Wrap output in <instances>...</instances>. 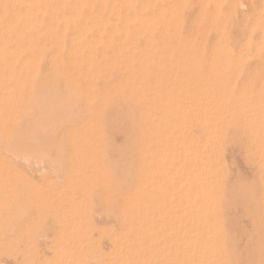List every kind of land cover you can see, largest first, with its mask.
<instances>
[{
  "label": "rangeland",
  "instance_id": "1",
  "mask_svg": "<svg viewBox=\"0 0 264 264\" xmlns=\"http://www.w3.org/2000/svg\"><path fill=\"white\" fill-rule=\"evenodd\" d=\"M146 1H148V3ZM181 1H183V2H181ZM0 2L3 3V4L4 3H8L10 5H13L14 7L16 6L15 8H17V7L22 8L21 6H23V7L26 6L25 8L31 9L32 12L34 11V14H32L33 17H34L33 18L34 23H33V25L31 27H34L33 29H36V30L38 29L39 30V34H40V35H33V34H37L36 31H33L32 29H29L30 30V32H29L30 34H28V35H33L35 37L34 40H33V44L30 46V48L28 50V55L27 56H28V60H29V62H28L29 65L27 64L26 65L27 67L25 66L23 68V70L20 71V73L22 75L21 76V81L19 80L17 82H13V84L8 83L10 85V88H11V85L13 86L12 87L13 88V91H12V89H10L8 87V84H6V83L5 84H0V89H2L1 92H0V98H1L0 101L2 100L1 103H0V124L1 123L4 124V125L3 124L0 125V142L3 143L4 146L6 145L5 148H4V146L0 143V152H2V153H0V155L2 156L3 154L4 155L6 154L5 156L4 155L2 156L3 159L0 158V167H1L0 168V175H1L0 180L2 181V183L0 181V185L2 186V184H3V186L6 189L8 188L7 190H5V189H3L4 188L3 186L2 187L0 186V190H2V191H0V198L3 200V201L1 200L2 201V204H1V201H0V211H1L0 212V218H1L0 219V228L2 229V232L5 231L4 232L5 235L2 234L1 231H0V233L4 236L3 237L0 234L2 236V237H0V250H2V252H0V255H1V257H0L1 258V261L0 262L3 261V263H0V264H10L11 262H12V264H18V263L21 264V262H24V260L26 258H27V260H28V258H30L29 253L32 254V255H31V258H30L31 260H28V261L26 260L27 264H30L29 261L31 263L34 262L33 264H35L37 262V258L38 257H39L38 258V261L39 262L36 263V264H43V262H44V264H46V260L45 259H47L49 261L47 264H54V263L55 264H65L64 261L65 262H68L69 264L70 263L71 264H77V260L75 258H74L75 259L74 261H76V263L75 262L72 263L73 260L71 262L70 261H66L64 259H63V261H59L58 258H57V254L58 253L57 252L55 253V251H57V250H53V249H55V246H56V249L59 248L57 246H60L59 243L61 244V242H63L62 239H64L63 237L65 235H67L66 233H67L69 227H71V226L72 227H75V226H77L79 224H81L82 226L84 224H87V226H88V224L90 222H91V225L88 228H90V229L93 228L94 229V232L92 230L89 231L90 229L89 230H86V232H85L84 230L87 229L86 228L87 227L86 225L83 226V231H82V228H81V230L78 228L79 226L76 227L77 229L71 227L73 230L71 231V229H69V232L70 233H68V235L69 234L70 235L72 234V235L71 236L70 235L69 236L67 235V237L65 236L66 241L64 240L63 243L66 242L65 245H67V247H72L71 246L72 244H73V246L76 245L77 243L76 244H74V243L75 242H78L80 239L81 240L78 242V244H82L84 241H85V243H90V241H91V243H93L94 240H95L94 237L97 236L96 237V240L97 241H96V244L95 245L96 246L98 245L97 247L99 249H101V251H103L105 249L104 252L101 255V256H103V259H102V257H100V258H98L99 260L96 259V261H92L90 264H104L105 262H106L105 264H107L108 257L106 255L105 251L107 253H109L110 244L111 243H114V242H118V241H120L118 243H125V242L127 243V240H128V243H135L138 239L136 240L135 238L132 237V235H134V236L136 235V237L138 235V233L136 231V228H138V226H137L138 224H136V223H138L137 221H139L138 219L140 218L141 214H144V213H146L147 211H150V210H151L150 213L147 212L148 215H147V213L145 214V215H147L145 217L148 218L149 221L151 219V223H148V224L150 225L151 228H153V229L156 228L157 231L159 232V234L161 232H163V234H162L163 236L161 235V237L164 240L161 239L160 241H161V243L162 242L165 243V241H166L165 238L167 237V235H165L164 233H166L165 230L167 231L168 229H165L163 226L167 227V224L168 223L165 222V220L167 221V218H165V217H168L170 215V214L169 215L168 214L165 215V214L168 213V211H169V213H171V211H173V208H172L173 207L172 206L173 203H172V197H171V196H173L172 192H175L176 190L178 191V193L180 194V196L178 194H177V196H179V199H181V200H179V204H182V202L184 201L183 200L184 199V195L188 192V186H189V184L186 183L188 185H184L185 182L183 180H180V182H181L180 183L179 180L177 182V179L178 178L179 179H183L182 177H183V174H185V173H182V170H185V172H186V171H188L189 166H191V168H193L192 167V164L191 165H188V164H189V162H192L194 160H191V158H188V157H192L191 155H188V156L183 157V154H182L183 149H184L183 147H184L185 143H188L190 145L192 143L191 139L193 137L199 138V135L203 136V134H201L203 132V130H202V115H204V116H205V114H207V115H210L211 114L212 115V113H210V111L213 112V110H214L213 114L216 115L217 114V111H219L220 114L218 113L217 116L222 115V118L224 119V121L223 120H220V122H218L219 125L217 124V127L220 126L219 129L222 130V134H223V135H220L221 132L217 128V130L220 132L218 134V137L220 135V137H219L220 138V142H219V139H218V143H219L220 147L221 146L223 147V150H222V147H221L219 154H221V157L224 156L223 157L224 159L228 158V159H226V161L223 158H221V160L223 159L225 162L222 160V163H225L226 164V166H223V169H224V167H225V169L228 168L227 173L225 172V174H227L229 177L231 176L230 177L231 179H230L227 175H225L223 173V176H222V178H223L222 180L223 181L221 182V197H220V201L221 202H219V206H220V203H221V206L218 208L219 213L221 211H223L219 215H220V218L221 219H222V216H223L222 222H223V226L224 227L226 226V228H224V230H225V234H226L227 240H228V243H226V247H228V248H226V251L229 254V257L230 258L226 261L225 264H231V262L233 264H261L262 261H263L262 264H264V259H262V256L264 257V253H262V254L259 253V252H262V251L264 252V249H263L264 246H262L264 244L263 243V235H262V233H259L258 232V231H261V223H260L261 222V207L258 206V205H260V204H258V200H255L254 201L253 197H250V196H252L254 194L253 195L254 197H256L257 199L260 198V192H259L260 190L257 189L258 192L256 191V188H257L256 186H258V184H257L258 182L256 180L257 179V171L255 169H257L256 168V164H257L258 154H259L258 149L264 148V145H263L264 144V137L262 139L263 141H260L261 142L260 145H258L257 143H255L252 140V138H250V137H252V135H251V127H250L251 122L248 124V122L251 121L252 119L253 120L254 119H257L258 116L260 117L261 116V113H262V117L264 118V92H263L264 91V79H263V77H264V75H263L264 74V69H263V66H264V44H263V42H264V26H263L264 25V0H223V1L222 0H171V1L170 0H101V1H99V0H88L89 3L92 2L91 3L92 5L89 4L88 2H86L85 0H12V1L11 0H0ZM145 2H146V4H143ZM216 2H218V5H215ZM80 3H81V5H80ZM87 3L92 7L89 12L86 11V10H89L88 8L90 6L89 7H86L87 9L84 8V6H88ZM49 4H51V5H49ZM35 6H36V8H34ZM140 7L141 8L143 7V8L141 9ZM41 8H42V10H41ZM46 8L48 10H46ZM73 8H76V9H73ZM94 8L95 9H98V10L96 11ZM159 8H161L163 10H160ZM71 9H72V11H73L74 14H69V11ZM105 9H106V11H105ZM157 9H159V10H157ZM165 9L167 11H165ZM171 9H172V11H170ZM214 10H215V12H214ZM76 12H77V14H76ZM103 12H105V13H103ZM63 13H66V14H63ZM120 13L122 14V16H121ZM165 14H166V16H165ZM109 15H112V16H109ZM62 16H63V18H62ZM66 17H68L69 20H67L68 18H66ZM83 17H84V19H83ZM94 17H96V19ZM152 17H153V19H152ZM61 19H63V20H61ZM154 19H155V21H154ZM254 19H255V21H254ZM39 20H41L40 21L41 23L39 22ZM81 21H83V22L81 23ZM108 21H110V22H108ZM113 21L116 22V23H113ZM98 22H101V24H102L101 29H100V26L99 27L94 26ZM194 23L197 24V25H195ZM152 24H154L153 27H152ZM193 24L196 27H193ZM112 25H113V27H112ZM169 25L171 27H168ZM86 26H87V30H86ZM82 27H83V29H82ZM124 28H125V30H124ZM159 28H160V30H159ZM170 28H171V30H168ZM85 30L87 32H85ZM91 30H93V31L91 32ZM158 31H160V32L158 33ZM161 32H163L164 35L162 33V35L160 36V33ZM176 32H177V34H176ZM75 33H77V34L78 33H80V34L82 33L83 35H81V37L82 36L83 37L82 38H78L76 40H73V38H75V36H73ZM91 33H94L95 35H93ZM103 34H104V37H103ZM175 34L177 36H179V37H177L178 38V41L176 39L175 40H172V38H176ZM143 35H145L146 37L145 36L143 37ZM105 36H106V38H105ZM65 37H67V38H65ZM97 37L99 39H101L100 43L98 42V44L94 43V41L92 40L93 38H94V40L97 39ZM215 38H217V39H215ZM123 39L126 41L128 47H129V54H128V56L130 57V60L133 61V63L130 66H128V67L123 66V63H122V61L119 58H117V59H115L113 61L114 47L118 43H120L119 40L122 41ZM179 39H181V41ZM257 40H259V44H258V41ZM213 41H215V42L217 41L216 44ZM207 43H208V45H207ZM254 43H255V45L253 46ZM256 43L259 45L258 48H257V44ZM260 43H262V44H260ZM69 44H70V46H69ZM160 44H162V45H160ZM173 44H174V48H173ZM93 45H94V47H93ZM113 45H114V47H113ZM163 45H164V47H163ZM221 45H222V47H221ZM168 46L170 48H168ZM213 46H214V48L216 46L217 47L215 49H213ZM74 47L75 48L77 47L78 49L84 50V51H85L86 47H88L87 50L89 51L90 57H91L90 59L93 62V65L91 67L86 68L81 62L79 63L80 56L78 54H74V53L72 54L70 52V48L72 49ZM161 47H162V49H161ZM219 47H220L221 50L220 49H217ZM197 48H198V50H197ZM242 48L243 49L246 48V49H244V52L246 50L247 51L246 52L247 54L243 52L244 55L242 53L241 54L242 56L240 57L239 56L240 55L239 53L242 52V50H243ZM178 49H179V52H178ZM201 49H202V51H199ZM248 49H249V51H248ZM252 49H254V50L256 49V50L255 51L254 50L252 51ZM166 50H168L169 52L166 51ZM207 50H210V53ZM212 50H213V52H212ZM214 50H215V52H217V54L214 53ZM228 50H229V52H228ZM238 50L239 51L241 50V52H239ZM198 51H199V53H198ZM53 52L54 53L57 52V53L54 55ZM68 52L71 53V54L69 55ZM200 52L202 53V55L200 54ZM248 52H250V54ZM175 53H177V55ZM205 53L207 55L212 54V55H209V56H212V58L209 57V56H207ZM236 53H237V55L239 54L238 57L236 58V60H239V58H240L242 61L241 60H239L238 62L235 61V57H236L235 54ZM190 54L192 56H197L198 54H200L202 56V58L199 55V57L197 56V59L195 60L194 59L195 57L194 58L191 57ZM219 54H221L220 55V57L222 56L221 58H218L219 57ZM229 54H230V57L228 56ZM175 55L177 56V58H176ZM234 55H235V57H233ZM246 55H249L250 57L249 56H246ZM53 56H55V57H53ZM62 56H63V58H62ZM69 56H71V59L69 58ZM166 56H167V60H166ZM178 56H180V57H178ZM187 56H188V58H187ZM204 56L210 58V60L207 59V58H205V59H207V61H206L204 59ZM214 56H215V60H214V64H212L211 62H213L212 60L214 59L213 58ZM243 56H246V57H243ZM170 57H171V59H170ZM189 57L190 58H193L192 61H191V59H189ZM242 57L243 58H246V59H243ZM36 58H37V60H36ZM225 58H227V59H225ZM172 59H175V60H172ZM193 60L195 61L194 63H193ZM217 60H219L218 63H217ZM257 60H259V61H257ZM34 61H37V62L34 63ZM43 61H45V64H44ZM196 61H198V62H196ZM41 62H43V63H41ZM71 62L75 66H73V64ZM136 62L139 63L138 64V67L135 66L137 64ZM180 62H183L184 64L183 63H180ZM186 62H188V63L190 62L191 70H190V68L187 67L188 64ZM206 62H209V65ZM220 62H221L222 65L221 64L219 65ZM239 62H241V63H239ZM31 63H32V65H30ZM75 63H77L78 65L75 64ZM229 63H230V65H229ZM36 64H37V66H36ZM148 64H150V65H148ZM191 64H192V66H191ZM215 64H217V65H215ZM176 65H178V66H176ZM213 65H215V66H213ZM41 66H43V67H41ZM173 66L174 67L176 66V69L178 68V70L176 71V69H175V71H173V69H174ZM179 66H181V67H179ZM195 66H196V68H194ZM208 66L211 67V69L210 68L208 69ZM220 66H221V69H220ZM135 67H137V68H135ZM206 67H207L208 70H206ZM224 67H225V69H227V67L229 69L225 70V69H223ZM34 68H36V69H34ZM186 68H187V70H186ZM233 69H234V71L236 70L235 71L236 74L233 73L234 72ZM209 70H210V72H209ZM223 70H224V72L226 74L228 73V75H226V74L224 75ZM47 71H49L50 74L47 73ZM81 71H83V72H81ZM108 71H109L108 79H106V81H105V78H106V76L108 74ZM165 71H169V72H165ZM207 71L209 72V74L207 76H205V73L207 74ZM216 71H218V73H216ZM170 72H171V74H170ZM198 72L199 73L202 72V75L204 74L205 77L202 76L201 74L199 75ZM113 73H115V77L116 78L114 77ZM167 73H169L170 75L169 74L167 75ZM214 73H216V75H214ZM83 74L86 75L85 78L83 77L84 76ZM117 74H119L120 76L117 75ZM172 74H173V76H172ZM212 74L214 75V77L212 76ZM218 74H220V75H218ZM232 74L234 75V77H232L233 76ZM221 75H223L222 76L223 78L220 79ZM224 76H226V79H224ZM246 76H247V78H246ZM58 77H60V78H58ZM112 77H114V80H113ZM124 77H126L127 80ZM199 77L201 78V82L202 83L198 82V81H200L199 80ZM202 77H204L205 79L202 80ZM248 77H250L251 80H249ZM57 78H58V80H56ZM66 78H68V79H66ZM99 78H101V79H99ZM52 79H55V80H52ZM72 79H75V80H72ZM123 79H125V80H123ZM212 79H213V81H212ZM26 80L27 81L29 80V81L27 82ZM45 80H47V81H45ZM49 80H50V82H49ZM96 80H98V81H96ZM99 80H103V81H100L99 82ZM173 80H175V82H177V83H175ZM229 80H230V84H232L233 81H235L233 83V85L228 84L229 82H227V81H229ZM246 80H247V82H246ZM59 81H61V82L59 83ZM69 81L70 82L74 81L77 85L73 82L71 84V86H70V83H68ZM221 81H222V83L224 81V84H225V85L224 84L222 85L223 86L222 88L220 87L221 84H222ZM218 82H219V84H218ZM244 82H246V83H244ZM40 83H41V85H39ZM214 83H216V85H214ZM99 84H100V86H99ZM27 85H28V89H27ZM36 85H39V86H36ZM73 85H75V87H72ZM226 85H228V86L226 87ZM229 85H230V87H229ZM58 86H59L60 89L58 88ZM198 86H200L199 88L201 90L198 88ZM257 86L260 87V88H262V89L261 90H260V88L258 89ZM6 87L9 90H11L13 93L17 94L18 97H16L15 94H13L10 91H7V93H6V91H5L6 90ZM15 87H16V89H15ZM18 87H19V90H18L19 92L17 91ZM45 87H46V89H45ZM77 87H78V89H77ZM208 87L209 88L211 87L213 89L212 90L210 89L208 91ZM228 87H229V89H228ZM41 88H43V89H41ZM74 88H75V90H74ZM214 88H217L218 90L217 89H214ZM24 89H25V91H24ZM71 89L73 90V91H71L72 93L69 91ZM76 89H77V92L80 95L78 93H76ZM81 89H82V91H81ZM89 89H91V90H89ZM255 89H256V91L258 90L257 92H260V93H257L255 91ZM193 90L194 91L195 90H198V91H196L197 92L196 93V92H193ZM213 90H216V92H218V94L216 92H214ZM33 91H35L36 93L33 92ZM50 91H51V93H49ZM57 91L60 92V93H62V95L60 93H57V94H55V97H56L55 98V97H53L54 96V93L53 92H57ZM64 91H66L67 94ZM219 91H221V92H219ZM225 91L228 92V93H226ZM207 92L209 93L208 96H207V94L205 95V93H207ZM210 92H211V94H210ZM222 92H224V93H222ZM11 93L15 97H10L9 96L10 99H8L7 96H8V94L9 95H12ZM32 93H33V95H32ZM42 93H44V94H42ZM74 93H76L77 95H75ZM81 93L84 96V99H85L84 102L87 101V102L90 103V105L87 102H86V104L83 102V104L85 106L82 107L83 105H81L82 102H80V99H81V101H83L84 99H83V96L81 97ZM116 93H117V95H116ZM191 93H192V95H191ZM201 93H203V96H201ZM219 93L222 96L219 95ZM230 93H232L231 94L232 97L230 96ZM235 93H236L237 96L234 95ZM5 94H6V96H5ZM37 94H38V96H37ZM51 94H52V96H51ZM71 94L74 95V96H72ZM224 94L228 95V97L226 95L224 96ZM256 94H258V95H256ZM259 94H260V96H259ZM27 95H28V97H26ZM113 95H115V96L113 97ZM196 95H197L198 98L196 97ZM217 95H219V96H217ZM239 95H240V97H239ZM75 96H77L76 97L77 99L75 98ZM205 96H207V97H205ZM213 96L216 97V98L212 99ZM241 96H242V99L243 100L241 99ZM24 97H26V98L23 99ZM72 97H74L75 99L73 98L71 100ZM220 97L221 98L222 97L224 98L223 99V100H225L224 103L226 102L225 104L227 106L225 104H224V106H223V104H221L223 102H222V99ZM225 97H227V98L225 99ZM229 97H231V99L232 98L233 99L231 100ZM2 98L5 99V100H3ZM13 98H14V101H11ZM57 98H58V100H57ZM63 98H64V100H63ZM69 98H70L71 101L68 100ZM91 98H93V99H91ZM191 98H192V100H191ZM196 98H197L198 101L196 100ZM60 99H61V101H60ZM210 99H211V101H210ZM42 100H44V102H45L43 105H42V103H43ZM62 100L64 101V104L63 105H61V104L58 103V102H62ZM207 100H209V101H207ZM247 100L248 101H251L250 105H248L249 102ZM5 101H7V103L10 101L8 103V105L9 104L11 105V106L9 105V108H7L8 106L6 105L7 103ZM24 101H26V102L23 103ZM65 101L67 103H65ZM92 101H93V103H92ZM231 101H232V103L234 102L237 105H234V103L232 104ZM245 101H246V103H244ZM217 102H219V103L217 104ZM21 103H23L24 107H23V105ZM56 103H57V105L55 106ZM107 103H110V104L106 105ZM258 103L259 104L260 103H263V104H261V106H260V105H257ZM29 104H31V105L28 107ZM181 104H182V107H185V109H187V111L185 109L183 110L182 108H180L181 107ZM215 104L218 107V109H220V110H217V107L216 106L213 107L214 109L211 110V107L214 106ZM3 105L6 106L4 108H6L7 110H5L3 108ZM21 105H22V107H21ZM69 105H70V107H69ZM53 106H55L56 108L53 107ZM60 106H62L61 109H63V107L65 109V110L63 109V113L61 112L62 110L59 108ZM72 106L73 107H76V109L75 108L73 109ZM236 106H237V108H236ZM251 106H255L256 109L258 108L257 111H256V109L254 107H251ZM258 106H260V107H258ZM106 107H108V108H106ZM110 107H112L113 109L112 108L110 109ZM208 107H210V108H208ZM223 107L224 108L228 107V108H227V110H224ZM25 108H28L27 109V112H26V109ZM70 108H72L71 110H72L73 116H72V114H70L71 113ZM81 108H85V109L81 110ZM145 108H148L149 110L147 112H145ZM204 108H206L207 110L204 109ZM11 109H12V111H11ZM58 109L60 110V114H58L59 113L58 112L59 111ZM66 109L69 110V111H67ZM77 109L80 111V113H78V114L76 113L75 114V111L78 112ZM3 110H5V111H3ZM24 110H25V113H24ZM229 110H231V112H229ZM66 111H67V113H66ZM204 111L205 112H208V113H205ZM222 112H224L225 115ZM105 113L108 116H106ZM128 113H129V115H127ZM20 114H22V115L20 116ZM67 114H69V115H67ZM84 114H85V116H84ZM60 115H62V116H60ZM136 115H138V116H136ZM196 115L197 116L200 115V116L197 117ZM246 115H248V116H246ZM22 116L24 117V119H23ZM120 116L123 117V119L126 117L125 120L122 121V119H121ZM30 117H31V119H30ZM62 117H65V118H62ZM117 117H118L119 121H118ZM134 117L136 118V122H135ZM199 117H200V119H199ZM131 118H132V120H131ZM180 118H181L182 121L180 120ZM243 118H246V119H243ZM2 119H3V122H2ZM62 119H63V121H62ZM114 119L115 120L117 119V120L115 121ZM153 119H155V121ZM11 120H13V121H11ZM17 120L20 121V122H18ZM22 120H24V121H22ZM29 120H31V121H29ZM51 120H52V122L53 121L54 122L53 123L50 122ZM55 120H59V121H55ZM61 121H62V123H61ZM197 121L198 122L200 121L201 124H200V122L198 123ZM221 121L223 122V124L221 123ZM21 122H23V123H21ZM43 122H45V123H43ZM56 122L57 123H61V124H57ZM70 122H71L72 125L70 124ZM31 123H32L31 126H34L32 128L30 126ZM54 123H56V125ZM19 124H21V125H19ZM26 124H28V126ZM65 124H67V127H65L66 126ZM220 124H222V125H220ZM11 125L14 128L11 127ZM129 125H130V127H129ZM132 125H133V127H131ZM165 125H167L168 127L165 126ZM199 125H201V126H199ZM54 126H55V128H54ZM56 126H57V128H56ZM186 126H188V128H186ZM261 126L263 127L264 125L262 124ZM18 127L20 128V130H18L19 129ZM27 127H28L29 131H28V129H26ZM29 127L31 128L32 131L33 130L34 131L33 132H30L31 130H30ZM50 127H51L52 130L50 129ZM58 127L61 128V129H59ZM124 127H126L127 129L124 128ZM6 128H7V130H6ZM22 128H25V129H22ZM223 128L226 129V130L223 131ZM229 128H230V130H229ZM13 129H15V130H13ZM53 129H55V130H53ZM57 129H59V130H57ZM189 129L192 132V134L190 136H188L187 134H185V133H188V134L191 133L190 131L189 132L186 131V130H189ZM236 129H237V131H236ZM12 130H13L14 133L13 132H10ZM75 130H78L79 132L78 131H75ZM192 130L193 131L195 130L198 133L195 132V135H194V132ZM6 131H7V133H6ZM17 131H18V133H17ZM26 131H27V134L25 133V135H24V132H26ZM57 131H59V132H57ZM68 131H70V133ZM124 131L126 133H124ZM170 132H172L175 135V136H173V139L174 138L176 139L175 145L177 144V146H175L174 153L175 154H178V156L176 158H174V161H172L173 160V153H171L172 151L169 149L171 142H169V139L167 138V135H169ZM232 132H233V134H231ZM4 133L6 135H10V136L9 137L6 136L8 138H3V137H5V134ZM8 133H10V134H8ZM226 133H228V136L222 138L224 135H227ZM44 134H46V135H44ZM52 134H55L56 136L54 137V135H52ZM182 134H185L187 136L186 137L185 136H182ZM16 135H17V137H16ZM77 135H78V137H77ZM119 135H121V136H119ZM11 136L12 137L14 136L15 139L12 138ZM20 136L23 137V138H21ZM110 136L112 138H109ZM201 136H200V140H198V139H195V140L192 139L193 140V143L194 142H197V140L200 142L201 141ZM233 136H234V138H233ZM236 136H238V137L236 138ZM37 137H38V139H37ZM182 137H184L186 139V141L183 140ZM241 137L242 138L244 137V139H242ZM56 138H58V139H56ZM126 138H128V141H131V142H128ZM5 139H7V141ZM12 139H13V144L15 142L16 144H19V145H17V146H16V144H14V145L12 144L11 145L10 142H12ZM18 139L20 140V143L21 144L23 143L22 145L20 143H18L19 142ZM65 139H66V142L64 141ZM235 139H236L237 143H235L236 142ZM237 139L241 140V142L239 141L240 142L239 143ZM2 140H3V142H2ZM9 140H10V142H9ZM15 140L18 141V142H16ZM233 140H234V142H233ZM50 141H52V142L49 143ZM55 141H56V143H54ZM182 141H184V142H182ZM225 141L226 142L228 141L227 144H226ZM26 142L28 144L27 146L25 145ZM29 142L31 143V146L32 145H34V146L36 145L37 146L36 143L38 142V148H39V146H41L40 147V150L42 148L44 150V148H45V146L47 144L48 145L46 146V148L47 147L48 148L45 149L44 152L42 150L41 153H39L38 152L39 151L38 148L35 146L36 147V150L33 149L34 146L31 147L30 144H29ZM105 142H107V144ZM113 142L116 145H114ZM127 142H128L129 145L127 144ZM189 142H191V143H189ZM199 142H197L198 144L195 143L194 145H200ZM224 142H225V146L226 147H224ZM8 143H9V145L7 146ZM43 143H46V144L44 145ZM60 143H62V144H60ZM111 143L113 145H111ZM168 143H169V145H168ZM108 144H110V145H108ZM188 144H186L185 147H188L187 146ZM238 144H240L241 146H243V147H241L239 145L243 150L241 148H240L241 149L240 151L238 150L239 149L238 148ZM43 145H44V147H42ZM54 145H56V148H55ZM57 145H58V147H57ZM100 145L101 146H104V147H101ZM119 145L120 146L122 145V147H120ZM182 145H183V147H182ZM227 145H229L230 149L227 147ZM261 145H263V146H261ZM13 146H15L19 151L21 149L20 147H22L21 151L22 150L24 151V149H26L23 152L24 154H22L24 156V158L27 157L25 155H26V152H27L29 146L33 150L32 151V154L38 150L35 155L36 156L37 155H40L41 157L43 155L44 156L46 155L47 157L46 156L45 157L43 156L42 157L43 159L40 158L41 159V162H43V160H45L43 163L44 164L46 163L47 165L49 164L48 166H51V167L50 168H47L48 167L47 165L45 166L43 164L44 165L43 166L41 164L42 165L41 166L40 163H39V164H37L38 165L37 167L40 168V169H37V168H34V166H36L35 164L37 162L34 164V166H32L31 165L32 163L31 164H28L27 161H24V162H26L28 165L26 164L27 165L26 166V165H24L25 163H22L24 165L23 166L21 164V162L23 160L22 159L23 157H22V155L19 156L21 154V151H20V154H19V151L15 148L18 151L17 152V155H16V151H15V149H14ZM18 146H20V147H18ZM25 146L28 147V148H26ZM2 147H3L4 150L1 149ZM6 147L7 148L9 147L8 148L9 150L13 148L12 149V152H13V150L15 152L12 153L11 150H10V152L12 154L11 155L10 152H9V150H6L7 149ZM63 147H65V148L63 149ZM178 147L181 148V149L180 150L177 149ZM234 147L237 148L238 151H236ZM31 149L29 148L30 152H31ZM227 149H229V150H227ZM1 150H3V151H1ZM29 150H28V152H29ZM158 150H159V152H158ZM4 151H8L9 153L8 152L6 153ZM50 151L51 152L53 151V153L51 154ZM160 151H161V153H160ZM176 151H178V153ZM223 151L226 153V154L224 153L225 155H223V153H222ZM28 152H27V155H29V157L34 158L35 160L38 159V156L36 157L34 155L35 157H32V154L31 153L28 154ZM42 152L44 154H42ZM59 152H60L61 155H59ZM104 152H106V153H104ZM113 152H115V153H113ZM156 152L158 153L157 155H156ZM79 153H80L81 156L79 155ZM179 153H180V155H179ZM7 154L8 155L10 154L12 158L7 157L8 156ZM49 154H51L50 155L51 157H49V160H50V158L51 159L54 158L53 161H51V160L50 161H47ZM73 154H75V155H73ZM162 154L163 155L165 154L166 157H164ZM13 155H15V157H13ZM63 155H65V156H63ZM67 155H68V157H67ZM104 155H107V156H104ZM167 155H169V157ZM16 156L17 157L19 156L18 157L19 160L22 159V160H20V162H18L19 160L17 161V163L20 164L19 167H15L16 165L18 166V164L15 163L16 162V159H17ZM109 156H110V158H109ZM56 157L59 158V159H57ZM66 157L68 158L67 160L65 159ZM80 157H82V158H80ZM83 157H84L85 160L83 159ZM150 157H151V159H150ZM186 157L188 158L189 161L187 160ZM253 157H256V160L255 161H253L255 159ZM7 158H8V160H7ZM61 158H62V160L64 162L62 160H60ZM88 158L89 159L90 158L92 159L91 162H90L91 164L89 162H87L88 161ZM115 158H117V159H115ZM245 158H246L247 161L245 160ZM10 159H12L13 161L10 160ZM26 159H24V160H26ZM55 159L58 160V161H56ZM93 159H94V161H93ZM111 159H113V160H111ZM114 159H115V161H114ZM235 159H236V161H235ZM54 160L56 161V163L58 162L56 165L54 163ZM81 160L84 161V165L82 163L83 161L81 162ZM244 160H245L246 163L249 161L248 162L249 165H248V163L247 164L244 163L243 162ZM179 161L180 162L181 161H183V162H186L187 161V162L185 163V166H183L182 170L181 169H178V171H179V173L177 174L178 176H175V178L171 180V181H175V185L172 186L173 189H175V190H173L171 188L169 189L170 182H168L169 184L168 183H165L166 178H169V176H170L169 174H167L168 173L167 169L169 170L168 166H169V164H171V162H174V163H178L179 164ZM28 162H29V160H28ZM30 162H33V161L30 160ZM38 162H40V161H38ZM86 163H89V164L87 165ZM148 163H149L150 166L148 165ZM153 163H155V167L150 168L151 165L154 166ZM6 164H7V166H6ZM67 164H70L69 167L71 165L72 166L69 168ZM108 164H109V166H108ZM115 164H116V167H115ZM54 165L56 167H54ZM60 165H63V167L61 168ZM66 165H67V167H65ZM85 165H87V166H85ZM110 165H111V167H110ZM117 165H119V167ZM242 165H243V167H242ZM21 166H23V167H21ZM31 166L34 168V171H33V168ZM88 166H89V169H88ZM96 166L99 167V168H97ZM144 166H145V168H144ZM246 166H249V167H246ZM253 166H255V167H253ZM57 167H59V168H57ZM72 167H74V168H72ZM86 167H87L88 171H85V170H87V169H85ZM112 167H115V168H113L114 170L112 169ZM141 167H143V169ZM102 168H104V170ZM16 169L19 170V171H17ZM64 169L66 170V172H65ZM71 169L73 171H75V170L76 171L77 170L79 171L80 170V174L81 175L79 176V174L73 173V171ZM96 169H98V170H96ZM115 169H116V172H114ZM117 169H119V170L121 169L120 171H121L122 174L119 173L120 171L119 170L117 171ZM9 170H10V172H6V171H9ZM22 170H24V172ZM38 170H41V171H38ZM93 170H95L94 173H92ZM254 170L256 172H254ZM27 171H30V172L32 171L36 175H33L32 172L30 173V172H27ZM37 171H38V174H37ZM70 171H72V174H71ZM83 171H84V173H82ZM100 171H102V172H100ZM104 171H106V172L104 173ZM224 171H226V170H224ZM26 172L27 173H30V174L27 175ZM58 172L59 173H62V174H60L61 175V177H60L61 179H58L59 178V173ZM69 172H70V175H67V174H69ZM85 172H86V174H85ZM141 172H143V173L145 172V175H143V173H141ZM23 173H25V174H23ZM90 173H92V174H90ZM108 173H109V175H107ZM111 173H112V175H111ZM163 173L165 174V177H163L165 179L164 181H163V179L161 177L162 175L164 176ZM252 173H254V174H252ZM99 174H100V176H99ZM117 174L119 175V176H117L118 178L116 177ZM19 175H20V177H21V175H22V177H24V175H25V177L24 178H22V177L20 178V177H18ZM29 175H30L31 180H32V178H34L35 179L34 181H37L38 180L39 182H36L35 183L33 181L34 183H32L33 184V186H32V184L30 183V181H31L30 178L27 179ZM71 175L72 176L74 175L73 177H76V179L75 178H69L68 177V176H71ZM121 175H124V176H122V178H121ZM10 176H13V177H10ZM84 176H86V177H84ZM92 176H94L96 179L94 180ZM107 176H108V178H106ZM125 176H127V178H126L127 181L120 182V181H123L121 179H123ZM4 177H5V179H7L6 180L7 183L6 182H3V178ZM80 177H84L86 179L89 178V177H91L93 180L91 178H90V180H92L93 183H91L92 181L88 182L89 181L88 179H87L88 181L87 180L85 181L84 178H80ZM13 178H14V180H13ZM66 178L68 179L67 182L65 181ZM112 178H114V179H112ZM155 178L157 180V184L158 183H161L160 180L162 179L163 183H165L166 186H167L166 187L164 185V187H162L163 186L162 185L161 187L164 188V189L162 191L159 189L161 192L160 191L157 192L158 190H154V188H152V186H151L152 183L155 184V182H156V181H154ZM158 178H160V179L158 180ZM10 179L12 180V182H11ZM56 179H58V180H56ZM80 179H82L81 181L84 180V182H82L83 183V186L84 185L85 186L87 185V187H86L87 189L84 190L83 195L82 194H79V193H81L82 189L85 188V186L83 187L81 185V183H80L81 186L79 185ZM129 179H131L130 180V184H128L129 183L128 182ZM142 179H144V181H142ZM152 179H153L154 182L152 181ZM228 179L230 181H228ZM15 180H16V182H20L21 184L20 183L14 184ZM43 180H45V181H43ZM51 180H53V181H51ZM59 180L62 181V182H60ZM75 180L77 182L78 181L79 182L77 183V188H73L72 187L73 188L72 189L71 186L74 185V183L76 182ZM236 180H238V181H236ZM246 180H248L250 182V185L251 186L249 185V182L246 181ZM253 180H255V181H253ZM9 181H10V183H8ZM68 181H69V183H68ZM100 181L102 182V184L104 182H106V183H104V185L102 186V184L100 183ZM225 181H227V185L224 184V183H226ZM233 181H234V183H233ZM25 182L26 183L29 182L28 185ZM43 182H44V184H42ZM46 182L48 184H50V185L48 186ZM51 182H52V184H51ZM54 182H56L55 185H53ZM85 182L86 183L88 182V183L85 184ZM112 182H114L112 184L114 186H111L110 185ZM138 182L140 183V185H139ZM150 182H151V184H149ZM4 183H6L8 185L5 184L6 185L5 186ZM37 183H39V184H37ZM122 183H125V184L123 185ZM141 183L143 184V186H141ZM254 183H255V186H254ZM24 184H26L25 187H24ZM88 184L93 185V186L90 187V186H88ZM147 184L150 185V186L148 185V188H147ZM176 184H177L179 190H178V188H176ZM9 185L14 186V187L17 186V187H15L16 189H13L14 187L11 188V186H9ZM69 185H70V187H69ZM78 185L80 187H83V188H78L79 187ZM97 185H98V187H97ZM130 185H131V187H130ZM136 185L137 186L138 185L141 186V189L138 186L141 193L139 192V190H136V188L138 189V187H136ZM145 185H146V187H145ZM238 185L242 187L241 190L239 189L240 187H238ZM27 186L28 187L31 186V187L26 188ZM182 186H184V187H182ZM234 186H235V188H233ZM247 186L249 188H247ZM253 186H254V188L252 189ZM35 187L38 188L36 191H35V189H36ZM58 187L59 188L61 187L60 188L61 190ZM74 187H76V183H75V186ZM92 187H93V189H92ZM180 187H182V188H180ZM185 187H187V188L185 189ZM24 188L26 189V191H25ZM30 188H32L33 190L31 189L30 191H28ZM63 188H64V190H63ZM88 188H89V190H88ZM117 188H119V189H117ZM121 188H122V191L123 192L121 191ZM232 188L234 189V191H235V189L237 191V192L236 191L234 192V195H233V189ZM250 188L253 190L252 191L253 192L252 195L250 194L251 193V189ZM9 189H10V191H8ZM101 189H103V190H101ZM112 189H114V191ZM246 189H248V190H246ZM65 190H66V192H65ZM76 190H77V194L78 195H75L76 194ZM144 190H147L146 193H145ZM149 190H151L152 192H149L148 193L149 195H148L147 192ZM164 190H166L167 192L164 191ZM249 190H250V192H249ZM3 191H6V192L8 191L6 193L8 195H5V194H3L4 196L1 195V193H3ZM13 191L15 193H18V191H19L20 195H19V193L18 194H14ZM23 191L26 192L27 194H30V196L28 197V195H27V197H25L26 194ZM31 191H33V192H31ZM59 191L60 192L62 191L61 192L62 194L59 193V195H58V192ZM71 191L74 192V193L72 194ZM86 191H88L87 193H89V194H86L85 193ZM89 191H91V192H89ZM92 191L93 192L95 191V192L93 193ZM136 191L139 192V195L137 197L135 196V194L136 195L138 194ZM177 191L175 193H177ZM238 191H240V192H238ZM242 191H244V193ZM9 192H11V193H9ZM130 192H132V194H134V193L135 194L132 196ZM164 192H166V193L160 195V193H164ZM183 192H184V195H183ZM256 192H257V194H256ZM104 193H106V195ZM112 193H114V194H112ZM127 193H130V194H127ZM84 194H86V195H84ZM93 194H94V196H93ZM12 195H14V198H13ZM74 195H75V197H74ZM81 195L84 198L81 199ZM128 195L130 196V199H128L129 198ZM154 195L157 196V197H155ZM166 195H168V197ZM1 196H3L4 199ZM6 196L7 197L11 196V198L10 197L7 198ZM23 196H24V198H23ZM99 196H101V197L99 198ZM102 196H105V197H102ZM107 196L109 197V199H108ZM63 197H64V200L65 201H62ZM65 197H67V198H65ZM123 197H124V199H123ZM143 197L144 198L147 197L146 200H148L150 202L144 201L145 199ZM148 197H149L150 200L148 199ZM154 197H155V199H154ZM249 197H250V199L247 200V198H249ZM16 198H17V201H16ZM18 198H20V200H22V201L21 202L18 201L19 200ZM52 198H53V201H52ZM76 198H80V199H78V201L81 200L83 203H86L85 205L82 204L86 208V210H87L88 205L91 206V207L90 206L88 207L89 208L88 209L89 211L87 210V212H90L89 213L90 217L87 214H84L85 217L88 216L89 218L88 217L87 218L83 217L82 219L80 218L81 216H84V215H81L80 216V214H82L83 212L85 213L86 211H85V209H82V206L79 207L80 203H82L81 201H80V203L78 201H76V202H78V205L77 204L74 205L75 202H74L73 199H76ZM86 198H89L90 200L87 199V200H89V201H87ZM137 198H138V200H136ZM167 198L170 200V203H172L170 205L171 207L170 206L164 207L166 204L167 205L169 204V200ZM9 199L10 200L12 199V202L14 201L12 203V204H14L13 206L10 203L11 201H9ZM23 199H25V200H23ZM84 199L86 200V202L83 201ZM103 199H105V201ZM125 199L130 200V202L131 203L133 202V204H131L129 201H128L129 203L126 204L125 202L127 200H125ZM132 199H135L137 202L134 201V200H132ZM159 199H160L161 203H159V205H157L156 202H158ZM162 199L164 201L166 199V201L164 202ZM225 199H226V201H225ZM5 200L7 201L6 204H5ZM116 200H118L119 202L118 201L116 202ZM123 200H125V201H123ZM241 200H243V201H246L247 200V202H248L249 205L252 204V202H253L254 204L250 205V207L252 206L251 208H253V209H251L250 207H248L249 205H247V207H246V205H243V201H241ZM26 201H28L30 203H27ZM70 202L71 203L74 202V203H72V205L75 206L73 209H72L73 206L71 205ZM142 202H144V203H142ZM25 203L27 204V206L30 205V207H27V210H25L26 207L23 208V205ZM58 203L59 204L62 203L63 205L61 204L62 206L61 205L59 206ZM69 203H70V205H69ZM107 203H108V205H106ZM26 204H25V206H26ZM33 204H35V205L32 206ZM38 204H41V205H38ZM44 204H46V205H44ZM138 204L140 205V208L143 206V208H141L142 211L139 210L140 208H139ZM145 204L147 205V207H146ZM183 204L185 206V203L184 202H183ZM183 204L177 206L178 209L181 210V211H185V209H184L185 207L183 206ZM244 204H246V202H244ZM1 205H3V207H1ZM9 205H10V207H9ZM19 205H21L22 207H20ZM54 205L56 207H54ZM67 205H68V207L72 206V207H70L71 210H69L70 213H72V214L70 215V213L68 212V214H69L68 216L70 218L67 217V213H66L67 212L66 209H68L66 207ZM99 205H101V206H99ZM123 205H124V207H123ZM134 205H137V207L136 206L134 207ZM155 205L157 207H159V209H157V208L155 209V207H156ZM255 205H257V206H255ZM15 206L17 208H15ZM76 206H78L79 208H77ZM104 206L105 207L107 206L108 208L106 207L107 209H103V208H105ZM182 206L184 208H182ZM243 206H244L243 209L246 210L245 211L246 214H244V211L242 209ZM6 207H7V210H6ZM60 207H62L64 209V212L62 211L63 210L62 208H61L62 210L60 209ZM132 207H133V210L134 211L136 210L137 212L136 211L134 212L133 210H132L133 212H131L130 209ZM18 208L22 212H23V210H25V212H23V213L22 212H19V209ZM21 208H22V210H21ZM52 208H54V209H52ZM161 208H162V210L164 209L163 210L164 213L163 212H160V214L161 213L162 214H161V217H159L158 214H159V211H162ZM245 208H247L248 210L250 209L251 211L248 212L247 209H245ZM117 209L120 210L119 213L117 212L118 211ZM241 209H242L243 213H242ZM13 210H14L15 213L13 212ZM38 210L41 211V212H43L45 215L43 213L41 214V212H39ZM97 210H98V212H97ZM124 210H126V212H124ZM155 210L156 211L159 210V211H157L158 214H157V212ZM101 211H102V213H100ZM104 211H106V214L107 215L116 214L115 216L114 215L113 216L115 217V220H117V221L112 220V221L109 222L108 220L109 219L111 220V218L113 219L114 217L112 215H111L112 217H110V216L106 217L107 215L105 214ZM108 211H109V213H107ZM127 211H130L131 213L130 212L127 213ZM138 211H140V212L138 213ZM165 211H166V213H165ZM34 212L37 215H39L41 217V219H40V217L38 218L37 215H35ZM74 212H76L75 213L76 215L74 214ZM77 212L78 213L81 212L79 214V216H77V214H78ZM250 212H251V215H253V213H254V215L251 216L250 215ZM5 213H6L7 216L5 215ZM38 213H40V214H38ZM62 213L64 214L63 216H62ZM65 213H66V215H65ZM93 213L94 214L95 213L97 214V215L95 214L96 217L98 216V218L95 219V220H93V218H92L93 215H94ZM122 213L124 215H121ZM125 213L129 214L128 215L129 218L127 217V214H125ZM226 213H227V215H226ZM19 214H21V215H19ZM58 214L61 215L62 217H59ZM99 214H101V215H99ZM103 214L105 215L106 218L105 217L102 218ZM137 214H139V215H137ZM152 214H153V216H155V215L157 216V217L156 216L155 217L152 216L154 219L156 218L155 220H153V218L151 217ZM242 214H244V215L242 216ZM95 215H94V217H95ZM248 215H250V217ZM257 215H259V218H258ZM30 216H31V218H30ZM42 216H45V218L47 216V218L46 219L45 218L42 219ZM74 216H76L75 217L76 220L74 219ZM142 216H144V215H142ZM244 216H246L247 218H245ZM6 217H7V219H6ZM15 217H16L17 220L15 219ZM34 217H37L38 219H40L42 221L37 220V218H36V220H34V223H33V219H35ZM63 217H65V218L67 217L66 218L67 219V222L64 223V221L66 219L63 218ZM77 217H79V220L81 219V221H80L81 223L79 222V220L77 219ZM116 217H118L119 219L116 218ZM2 218H4V219L2 220ZM10 218H12V219H10ZM57 218H59V220ZM121 218L122 219L125 218L128 221H126V220L123 221ZM161 218H163V219H161ZM164 218H165V220H164ZM248 218L249 219L252 218V219L248 220ZM13 219H14V221H13ZM61 219L62 220L65 219V220L62 222ZM69 219H72V220L74 219L73 221L72 220H70V221L73 222L72 224H75V225H69V224L67 225L66 223H70L71 224V222L68 221ZM131 219H133L132 222L130 221ZM135 219H136V221H135ZM157 219H161L162 221L160 220L161 221L160 222ZM256 220H258V221H256ZM53 221H55L56 223L53 222ZM74 221L75 222L77 221V223H74ZM84 221H85V223H84ZM133 221H135L136 223H134ZM153 221H154V223L157 222L158 224L160 222V224H161V225L159 224L160 227L158 226L157 223H155V225L153 226V224H154ZM5 222L6 223L9 222V224L11 223L10 226L7 225L8 226L7 227V226H4L3 225L4 228L1 227V223L5 224ZM12 222L13 223L15 222L13 226H12V224H13ZM58 222H62V223L59 224ZM118 222L120 223L119 227H118V225H114V224H118ZM124 222H126V223H124ZM128 222H129V224L130 223H132V224L129 225ZM255 222H257V224H258V226H256V227H260V229L257 228V230H256V227H255V229H254V227H252V226H255L256 225ZM82 223H84V224H82ZM122 223H124V224H122ZM22 224H24L26 226H24V225L22 226ZM121 224L124 225V228H126V229H127V227L132 226V228H133L132 230H134V231L130 230L131 233H129L127 230L130 229L131 228L130 227L127 230L124 229V232H123V226ZM126 224H127V227H125ZM32 225H34L36 229ZM81 225H80V227H82ZM113 225H114V227H113L114 230L116 229L119 232V234L116 233V232H115V234H113L114 230L111 228ZM133 225L136 226V227H134ZM248 225H249V227H247ZM64 226H66V227H64ZM116 226H117L118 229L116 228ZM155 226H157V227H155ZM61 227H62V229L60 230ZM251 227L253 228L254 231H252V228ZM65 228H66L67 231L65 230ZM29 229L32 230L31 233H29V231H30ZM33 229H35V230H33ZM57 229H59V230H57ZM63 229L66 232H64ZM98 229H100V230L102 229V230L101 231H96ZM245 229L249 230V232L252 231V232H250V234L248 233L249 236H248V234L247 235L245 234V236L248 237V241H247L248 244L243 242V241H246L247 240L246 239L247 237L245 238L244 237V234H242V231L244 233H247L245 231ZM17 230H19V232H15ZM22 230H23V232H22ZM79 230H80L81 233L79 232ZM35 231H37L38 233L36 232V234H35L34 233ZM109 231H110V233H109ZM125 231L128 232L126 235H125ZM56 232H57V234H55ZM61 232H63V234L65 233V234L63 235V234H61ZM74 232H77V233H74ZM95 232H96V234H95ZM98 232H100L102 234H100V233L98 234ZM132 232H134L135 234L134 233L132 234ZM253 232H255L256 236L258 234V236L257 237L256 236H253V234H254ZM33 233L36 236H34ZM51 233H52V235H51ZM58 233H60L62 236L60 234H58ZM107 233L109 235L110 234L111 235L109 236V235H107ZM228 233H231V234H228ZM12 234H13L14 237L12 236ZM15 234H17V235H15ZM18 234L21 237H19ZM29 234H31L32 236L29 235ZM81 234H83V235H81ZM112 234L114 236L116 235L117 240H118V238H120V239L117 241L116 240V237L114 238V236H112ZM232 234L234 235L233 237H232ZM237 234H239V238H238V235ZM25 235H26V237H24ZM98 235H101L102 237L101 236L100 237L102 239ZM106 235H107V237H106ZM117 235H121V236H117ZM123 235H124V237H123ZM127 235H128L129 238L127 237ZM250 235H251V237H250ZM72 236H73V238H71V239L74 242L70 239V237H72ZM79 236H81V237H80V239L77 240V238ZM83 236H84V238H83ZM86 236H88V237H86ZM32 237L33 238L36 237V238L33 240ZM75 237H77V238H75ZM109 237H111L113 240H111V238L109 240ZM157 237H159V236L157 235ZM5 238H7V239L5 240ZM16 238L18 239L17 242H16ZM37 238H38V240H36ZM56 238L59 239V240L57 241V244L54 245V243L52 241L54 240V242H55L56 241ZM74 238H75V240H74ZM82 238H83V240L84 239L85 240L83 241ZM86 238L87 239L90 238V239H88L90 241L88 242V240ZM255 238H258V241H260V242H258V241L257 242H254L255 241ZM60 239H61V241H60ZM130 239L133 240V241H131ZM9 240L10 241L13 240L12 243L9 242ZM32 240L33 241L36 240L37 242H32ZM70 240L73 243L70 242ZM92 240H93V242H92ZM232 240H235V241H232ZM251 240L254 243L253 242L251 243ZM98 241H99V243H98ZM47 242H49L50 244L47 243ZM230 242H231V245L232 246L229 244ZM241 242H242V244H241ZM5 243H8L7 246H6ZM68 243H69V245H68ZM85 243H83V244H85ZM243 243H244V245H243ZM260 243H262V244H260ZM1 244H2V246H1ZM29 244H30V246H29ZM237 244H239V245H237ZM249 244H250V246H249ZM255 244H256L257 247L255 246ZM46 245H47V247L45 249V246ZM52 245H54V246H52ZM229 245H230V247H229ZM259 245H261V246H259ZM8 246H10V247H8ZM31 246L34 249L37 248L38 246L39 247L35 251ZM258 246L260 248H258ZM14 247H16V248H14ZM25 247H27L29 250L27 248H25ZM51 247H54L53 249H51L52 252L50 250ZM238 247H239V249H238ZM252 247H254V249L257 248L258 250L257 249L254 250ZM30 248H32L33 251ZM12 249H14V250H12ZM22 249H23V251H22ZM38 249H40V250H38ZM44 249L47 250V252L44 251ZM233 249H234V251H231ZM235 249H236L237 252L235 251ZM5 250H6V252H5ZM21 251H22V253H21ZM24 251H25L26 255L24 254ZM48 251H50L49 253H51V254H48ZM14 252L16 254L13 255ZM32 252H34L35 254L32 253ZM36 252L38 254L39 253L42 254V258H41V255L40 254L39 255L37 254V257L35 259L34 257L36 256ZM252 252H253V254H252ZM255 252H258L259 254L258 253H255ZM43 253H44L45 257H43ZM33 254H34V257H33ZM234 254H236V256ZM46 255H47V257H46ZM51 255L53 256V258L54 257L55 258L53 259ZM9 256L12 257V258L10 259ZM256 256H258V257H256ZM259 256H261L260 259H259ZM3 257H4L5 261L2 260ZM17 258H18V260H17ZM56 258H57V260H56ZM233 258L236 259V262H235V259H233ZM255 258H257L256 260L258 262L255 260ZM42 259H43V262H42ZM9 260H11V262ZM67 260H71V259H67ZM97 260H98V262L99 261L100 262L98 263ZM259 260L261 262H259ZM8 261L10 263H8ZM58 261L61 262V263H58ZM51 262H54V263H51ZM24 263H22V264H24Z\"/></svg>",
  "mask_w": 264,
  "mask_h": 264
},
{
  "label": "bare ground",
  "instance_id": "2",
  "mask_svg": "<svg viewBox=\"0 0 264 264\" xmlns=\"http://www.w3.org/2000/svg\"><path fill=\"white\" fill-rule=\"evenodd\" d=\"M12 1V0H11ZM86 2H88V0H85ZM99 1H101V0H99ZM171 1V0H170ZM223 1V0H222ZM75 2V1H74ZM80 2V1H79ZM120 2V1H119ZM147 3H148V1H146ZM146 2L145 3H143V4H146ZM181 2H183V1H181ZM262 2V1H261ZM89 3V2H88ZM87 3V4H88ZM92 2H90L89 4H91ZM96 3V2H95ZM99 3V2H98ZM108 3V2H107ZM130 3V2H129ZM159 3V2H158ZM191 3V2H190ZM88 4V6H84V8H86V7H89L90 5ZM166 4V3H165ZM164 4V5H165ZM170 4V3H169ZM203 4V3H202ZM49 5H51V4H49ZM80 5H81V3H80ZM92 5V4H91ZM96 5V4H95ZM104 5V4H103ZM110 5V4H109ZM171 5V4H170ZM185 5V4H184ZM215 5H218V2H216V4ZM100 6V5H99ZM107 6V5H106ZM146 6V5H145ZM148 6V5H147ZM200 6V5H199ZM16 7V6H15ZM13 5H10V4H8V3H1L0 2V84H8V83H10V84H13V82H17V81H21V73H20V71H22L23 70V68L28 64V62H29V60H28V50H29V48H30V46L33 44V40H34V36L33 35H40L39 34V30L37 29H33L34 27H31L32 25H33V23H34V20H33V15L32 14H34V11L32 12V10L31 9H27V8H25L26 6H21L22 8H19V7H17V8H15ZM80 7V6H79ZM82 7V6H81ZM216 7V6H215ZM34 8H36V6L34 7ZM92 7L90 6L88 9L89 10H86V11H90V9H91ZM141 8V7H140ZM143 8V7H142ZM141 8V9H142ZM163 8V7H162ZM73 9H76V8H73ZM87 9V8H86ZM95 9V8H94ZM93 9V10H94ZM140 9V10H141ZM160 10H163V9H161V8H159ZM159 9H157V10H159ZM41 10H42V8H41ZM46 10H48L47 8H46ZM66 10V9H65ZM96 11L98 10V9H95ZM174 10V9H173ZM231 10V9H230ZM78 11V10H77ZM80 11V10H79ZM105 11H106V9H105ZM121 11V10H120ZM137 11V10H136ZM142 11V10H141ZM165 11H167L166 9H165ZM164 11V12H165ZM170 11H172V9L170 10ZM94 12V11H93ZM122 12V11H121ZM162 12V11H161ZM214 12H215V10H214ZM80 13V12H79ZM87 13V12H86ZM97 13V12H96ZM103 13H105V12H103ZM199 13V12H198ZM63 14H66V13H63ZM69 14H74L73 13V11H72V9L69 11ZM76 14H77V12H76ZM121 14V13H120ZM143 14V13H142ZM38 15V14H37ZM93 15V14H92ZM100 15V14H99ZM113 15V14H112ZM112 15H109V16H112ZM170 15V14H169ZM75 16V15H74ZM121 16H122V14H121ZM132 16V15H131ZM157 16V15H156ZM165 16H166V14H165ZM164 16V17H165ZM168 16V15H167ZM45 17V16H44ZM125 17V16H124ZM212 17V16H211ZM62 18H63V16H62ZM66 18H68V17H66ZM95 19H96V17H94ZM130 18V17H129ZM134 18V17H133ZM161 18V17H160ZM170 18V17H169ZM199 18V17H198ZM73 19V18H72ZM81 19V18H80ZM83 19H84V17H83ZM106 19V18H105ZM141 19V18H140ZM152 19H153V17H152ZM151 19V20H152ZM162 19V18H161ZM45 20V19H44ZM61 20H63V19H61ZM67 20H69V18L67 19ZM41 20H39V22H40ZM154 21H155V19H154ZM210 21V20H209ZM254 21H255V19H254ZM83 21H81V23H82ZM108 22H110V21H108ZM153 22V21H152ZM41 23V22H40ZM104 23V22H103ZM112 23V22H111ZM110 23V24H111ZM113 23H116V22H114L113 21ZM156 23V22H155ZM193 23V22H192ZM191 23V24H192ZM124 24V23H123ZM129 24V23H128ZM159 24V23H158ZM164 24V23H163ZM195 24V23H194ZM193 24V27H196L195 25H197V24H195L194 25ZM212 24V23H211ZM156 25V24H155ZM161 25V24H160ZM179 25V24H178ZM213 25V24H212ZM94 26H97V27H99L100 26V29H101V26H102V24H101V22H98L96 25H94ZM125 26V25H124ZM154 26V24H152V27ZM255 26V25H254ZM264 26V25H263ZM96 27V28H97ZM112 27H113V25H112ZM168 27H171L170 25L168 26ZM108 28V27H107ZM106 28V29H107ZM117 28V27H116ZM126 28V27H125ZM125 28H124V30H125ZM29 29H32L33 31H36V33L37 34H33V35H28V34H30L29 32H30V30ZM45 29V28H44ZM82 29H83V27H82ZM114 29V28H113ZM209 29V28H208ZM212 29V28H211ZM55 30V29H54ZM86 30H87V26H86ZM85 30V32H87ZM110 30V29H109ZM132 30V29H131ZM159 30H160V28H159ZM168 30H171V28L170 29H168ZM174 30V29H173ZM207 30V29H206ZM263 30V29H262ZM93 30H91V32H92ZM102 31V30H101ZM115 31V30H114ZM175 31V30H174ZM217 31V30H216ZM43 32V31H42ZM46 32V31H45ZM58 32V31H57ZM109 32V31H108ZM113 32V31H112ZM123 32V31H122ZM160 31H158V33H159ZM164 32V31H163ZM163 32H161L160 33V36L162 35V33ZM168 32V31H167ZM182 32V31H181ZM196 32V31H195ZM90 33V32H89ZM166 33V32H165ZM169 33V32H168ZM91 34H93V35H95L94 33H91ZM114 34V33H113ZM157 34V33H156ZM167 34V33H166ZM172 34V33H171ZM176 34H177V32H176ZM175 34V36H176V38H172V40H177L178 41V38L177 37H179V36H177ZM61 35V34H60ZM81 35H83L82 33L80 34V33H75L73 36H75V38H73V40H76V39H78V38H82L81 37ZM97 35V34H96ZM121 35V34H120ZM163 35H164V33H163ZM170 35V34H169ZM191 35V34H190ZM72 36V37H73ZM145 35H143V37H144ZM159 36V37H160ZM173 36V35H172ZM199 36V35H198ZM103 37H104V34H103ZM146 37V36H145ZM165 37V36H164ZM170 37V36H169ZM174 37V36H173ZM65 38H67V37H65ZM105 38H106V36H105ZM171 38V37H170ZM185 38V37H184ZM259 38V37H258ZM159 39V38H158ZM215 39H217V38H215ZM263 39V38H262ZM80 40V39H79ZM93 41H94V43H96V44H98V42L100 43V41H101V39H99L98 37H97V39H95L94 40V38L92 39ZM109 40V39H108ZM180 41H181V39H179ZM186 40V39H185ZM204 40V39H203ZM92 41V42H93ZM110 41V40H109ZM120 41V43H118L115 47H114V45H113V47H114V54H113V61L115 60V59H117V58H119L121 61H122V63H123V66H125V67H128V66H130L132 63H133V61H131L130 60V57L128 56V54H129V47H128V45H127V43H126V41L123 39L122 41L121 40H119ZM129 41V40H128ZM134 41V40H133ZM161 41V40H160ZM166 41V40H165ZM176 41V42H177ZM258 41V44H259V40H257ZM73 42V41H72ZM148 42V41H147ZM163 42V41H162ZM213 42H215V41H213ZM217 42V41H216ZM216 42H215V44H216ZM222 42V41H221ZM71 43V42H70ZM175 43V42H174ZM180 43V42H179ZM72 44V43H71ZM92 44V43H91ZM182 44V43H181ZM211 44V43H210ZM246 44V43H245ZM257 44V43H256ZM257 44V48L259 47V45ZM260 44H262V43H260ZM263 44H264V42H263ZM160 45H162V44H160ZM180 45V44H179ZM207 45H208V43H207ZM255 45V43L253 44V46ZM41 46V45H40ZM58 46V45H57ZM61 46V45H60ZM69 46H70V44H69ZM91 46V45H90ZM171 46V45H170ZM176 46V45H175ZM181 46V45H180ZM189 46V45H188ZM199 46V45H198ZM201 46V45H200ZM215 46V45H214ZM214 46H213V49H215L214 48ZM92 47V46H91ZM93 47H94V45H93ZM112 47V48H113ZM160 47V46H159ZM163 47H164V45H163ZM166 47V46H165ZM172 47V46H171ZM221 47H222V45H221ZM228 47V46H227ZM168 48H170L169 46H168ZM173 48H174V44H173ZM179 48V47H178ZM211 48V47H210ZM254 48V47H253ZM84 49V48H83ZM88 49V47H86V49H85V51L84 50H80V49H78L77 47L75 48H70V52L73 54H78L79 56H80V58H79V63L81 62L86 68H89V67H91L92 65H93V62H92V60L90 59L91 57H90V53H89V51L87 50ZM137 49V48H136ZM147 49V48H146ZM153 49V48H152ZM161 49H162V47H161ZM166 49V48H165ZM180 49V48H179ZM179 49H178V52H179ZM189 49V48H188ZM196 49V48H195ZM209 49V48H208ZM217 49H220V47L219 48H217ZM243 49V48H242ZM244 49H246V48H244ZM244 49L242 50V52H241V50L239 51V52H241V53H239L238 55L241 57L242 55V53L244 52ZM68 50V49H67ZM170 50V49H169ZM181 50V49H180ZM197 50H198V48H197ZM211 50V49H210ZM210 50H207V51H209V53H210ZM221 50V49H220ZM254 49H252V51H253ZM256 50V49H255ZM254 50V51H255ZM50 51V50H49ZM60 51V50H59ZM66 51V50H65ZM166 51H168V50H166ZM172 51V50H171ZM199 51H202V49L201 50H199ZM199 51H198V53H199ZM218 51V50H217ZM248 51H249V49H248ZM258 51V50H257ZM103 52V51H102ZM131 52V51H130ZM169 52V51H168ZM182 52V51H181ZM192 52V51H191ZM212 52H213V50H212ZM228 52H229V50H228ZM247 51L245 50V52L244 53H246ZM54 53V52H53ZM57 53V52H56ZM56 53H54V55L56 54ZM69 53V52H68ZM71 53H69V55L71 54ZM108 53V52H107ZM144 53V52H143ZM165 53V52H164ZM207 53V52H206ZM205 53V54H206ZM214 53H216L217 54V52H215V50H214ZM220 53V52H219ZM238 53V52H237ZM237 53L235 54L236 55V57H235V55L233 56V57H235V61H239V60H241L240 58H239V60H236V58L238 57V55H237ZM244 53H243V55H244ZM249 54H250V52H248ZM253 53V52H252ZM251 53V54H252ZM256 53V52H255ZM176 55H177V53H175ZM195 54V53H194ZM200 54L202 55V53L200 52ZM200 54H198L197 56L199 57V55ZM208 54V53H207ZM206 54V55H207ZM222 54V53H221ZM221 54H219V57L218 58H221L220 57V55ZM247 54V53H246ZM51 55V54H50ZM102 55V54H101ZM175 55V56H176ZM191 55V54H190ZM196 55V54H195ZM200 55V56H201ZM209 55H212V54H209ZM209 55H207V56H209ZM215 55V54H214ZM128 56V57H127ZM138 56V55H137ZM168 56V55H167ZM167 56H166V60H167ZM181 56V55H180ZM180 56H178V57H180ZM197 56H192L191 55V57H195L194 59L196 60L197 59ZM216 56V55H215ZM215 56L213 57L214 59L212 60L213 62H211L212 64H214V60H215ZM229 57H230V54L228 55ZM246 56H249V55H246ZM246 56H243V57H246ZM53 57H55V56H53ZM52 57V58H53ZM73 57V56H72ZM136 57V56H135ZM134 57V58H135ZM147 57V56H146ZM162 57V56H161ZM184 57V56H183ZM209 57H211L212 58V56H209ZM217 57V56H216ZM242 57V58H243ZM250 57V56H249ZM248 57V58H249ZM255 57V56H254ZM50 58V57H49ZM62 58H63V56H62ZM69 58L71 59V56H69ZM133 58V57H132ZM176 58H177V56H176ZM187 58H188V56H187ZM193 58H190L189 57V59H191V61H192V59ZM201 58H202V56H201ZM205 58H207V59H209L210 60V58H208V57H205L204 56V59ZM69 59V60H70ZM138 59V58H137ZM170 59H171V57H170ZM207 59H205L206 61H207ZM225 59H227V58H225ZM243 59H246V58H243ZM36 60H37V58H36ZM136 60V59H135ZM172 60H175V59H172ZM188 60V59H187ZM208 60V61H209ZM222 60V59H221ZM234 60V59H233ZM232 60V61H233ZM39 61V60H38ZM67 61V60H66ZM190 61V60H189ZM190 61V62H191ZM218 61L219 60H217V63H218ZM225 61V60H224ZM242 61V60H241ZM257 61H259V60H257ZM35 62H37V61H34V63ZM44 62V64H45V61H43ZM43 62H41V63H43ZM69 62V61H68ZM176 62V61H175ZM190 62L188 63V62H186L188 65H187V67L188 68H190V70H191V67H190ZM195 61L193 60V63H194ZM196 62H198V61H196ZM210 62V61H209ZM209 62H206V63H208V65H209ZM216 62V61H215ZM72 63V62H71ZM137 63V62H136ZM180 63H183V62H180ZM226 63V62H225ZM233 63V62H232ZM239 63H241V62H239ZM261 63V62H260ZM73 64V63H72ZM75 64H77V63H75ZM138 64L139 63H137L135 66H137L138 67ZM169 64V63H168ZM167 64V65H168ZM184 64V63H183ZM205 64V63H204ZM221 64V62L219 63V65ZM29 65V64H28ZM30 65H32V63L30 64ZM43 65V64H42ZM78 65V64H77ZM148 65H150V64H148ZM215 65H217V64H215ZM215 65H213V66H215ZM218 65V66H219ZM222 65V64H221ZM224 65V64H223ZM229 65H230V63H229ZM232 65V64H231ZM36 66H37V64H36ZM35 66V67H36ZM73 66H75L74 64H73ZM107 66V65H106ZM119 66V65H118ZM176 66H178V65H176ZM176 66L174 67L173 66V71H175V69H176ZM183 66V65H182ZM191 66H192V64H191ZM212 66V65H211ZM225 66V65H224ZM240 66V65H239ZM27 67V66H26ZM41 67H43V66H41ZM70 67V66H69ZM120 67V66H119ZM137 67H135V68H137ZM179 67H181V66H179ZM226 67V66H225ZM225 67L223 68V69H225ZM32 68V67H31ZM194 68H196V66L194 67ZM193 68V69H194ZM211 69V67H209L208 66V69ZM215 68V67H214ZM219 68V67H218ZM34 69H36V68H34ZM117 69V68H116ZM124 69V68H123ZM130 69V68H129ZM128 69V70H129ZM207 69V67H206V70H208ZM213 69V68H212ZM220 69H221V66H220ZM227 69H229L228 67H227ZM227 69H225V70H227ZM263 69H264V66H263ZM144 70V69H143ZM142 70V71H143ZM164 70V69H163ZM170 70V69H169ZM178 70V68L176 69V71ZM186 70H187V68H186ZM189 70V71H190ZM195 70V69H194ZM26 71V70H25ZM45 71V70H44ZM110 71V70H109ZM109 71H108V74H107V76H106V78H105V81H106V79H108V75H109ZM171 71V70H170ZM172 71V72H173ZM212 71V70H211ZM219 71V70H218ZM218 71H216V73H218ZM232 71V70H231ZM233 71H234V69H233ZM232 71V72H233ZM236 71V70H235ZM235 71L233 72V73H235ZM81 72H83V71H81ZM85 72V71H84ZM114 72V71H113ZM165 72H169V71H165ZM197 72V71H196ZM209 72H210V70H209ZM209 72L207 71V74L205 73V76H207L208 74H209ZM223 72H224V70H223ZM238 72V71H237ZM263 72V71H262ZM47 73H49V71H47ZM112 73V72H111ZM175 73V72H174ZM187 73V72H186ZM199 73V72H198ZM216 73H214V75H216ZM239 73V72H238ZM25 74V73H24ZM46 74V73H45ZM50 74V73H49ZM67 74V73H66ZM103 74V73H102ZM120 74V73H119ZM119 74H117V75H119ZM169 73H167V75H168ZM170 74H171V72H170ZM169 74V75H170ZM179 74V73H178ZM193 74V73H192ZM202 75V72L201 73H199V75ZM226 73L224 72V75H225ZM236 74V73H235ZM254 74V73H253ZM252 74V75H253ZM84 75V74H83ZM89 75V74H88ZM98 75V74H97ZM113 75H114V77H115V73H113ZM112 75V76H113ZM138 75V74H137ZM198 75V74H197ZM214 75L212 74V76L214 77ZM218 75H220V74H218ZM226 75H228V73L226 74ZM233 75V74H232ZM264 75V74H263ZM60 76V75H59ZM85 76L86 75H84L83 77L85 78ZM120 76V75H119ZM172 76H173V74H172ZM202 76H204V74L202 75ZM204 76V77H205ZM223 75H221V77H220V79L221 78H223L222 77ZM24 77V76H23ZM62 77V76H61ZM72 77V76H71ZM114 77H112L113 78V80H114ZM151 77V76H150ZM204 77H202V80L203 79H205ZM216 77V76H215ZM232 77H234V75L232 76ZM231 77V78H232ZM242 77V76H241ZM31 78V77H30ZM58 78H60V77H58ZM58 78L56 79V80H58ZM89 78V77H88ZM110 78V77H109ZM116 78V77H115ZM126 80H127V78L126 77H124ZM153 78V77H152ZM246 78H247V76H246ZM249 78V80H251V78L250 77H248ZM23 79V78H22ZM45 79V78H44ZM65 79V78H64ZM66 79H68V78H66ZM96 79V78H95ZM98 79V78H97ZM99 79H101V78H99ZM125 79H123V80H125ZM181 79V78H180ZM224 79H226V76H224ZM263 79H264V77H263ZM52 80H55V79H52ZM72 80H75V79H72ZM84 80V79H83ZM89 80V79H88ZM176 80V79H175ZM175 80H173L174 82H175ZM199 80L200 81H198V82H200V83H202L201 82V78L199 77ZM223 80V79H222ZM235 80V79H234ZM239 80V79H238ZM27 81V80H26ZM29 81V80H28ZM27 81V82H28ZM45 81H47V80H45ZM96 81H98V80H96ZM100 81H103V80H99V82ZM112 81V80H111ZM165 81V80H164ZM194 81V80H193ZM212 81H213V79H212ZM225 81V80H224ZM224 81H223V83H222V81H221V88L223 87L222 85L224 84ZM245 81V80H244ZM49 82H50V80H49ZM61 81H59V83H60ZM74 81H72V82H68V83H70V86H71V84L73 83ZM172 82V81H171ZM227 82H229L228 84H230V80L229 81H227ZM232 82V81H231ZM235 81H233V83H234ZM246 82H247V80H246ZM246 82H244V83H246ZM250 82V81H249ZM54 83V82H53ZM75 83V82H74ZM96 83V82H95ZM144 83V82H143ZM175 83H177V82H175ZM193 83V82H192ZM217 83V82H216ZM216 83H214V85H216ZM226 83V82H225ZM233 83L232 84H230V85H233ZM242 83V82H241ZM19 84V83H18ZM21 84V83H20ZM23 84V83H22ZM31 84V83H30ZM43 84V83H42ZM76 84V83H75ZM90 84V83H89ZM196 84V83H195ZM213 84V83H212ZM218 84H219V82H218ZM252 84V83H251ZM16 85V84H15ZM14 85V86H15ZM35 85V84H34ZM39 85H41V83L39 84ZM39 85H36V86H39ZM44 85V84H43ZM50 85V84H49ZM48 85V86H49ZM63 85V84H62ZM77 85V84H76ZM225 85V84H224ZM230 85H229V87H230ZM19 86V85H18ZM45 86V85H44ZM99 86H100V84H99ZM192 86V85H191ZM228 85H226V87H227ZM8 87L10 88V85L8 84ZM13 86L11 85V88L10 89H12V91H13V88H12ZM35 87V86H34ZM41 87V86H40ZM47 87V86H46ZM46 87H45V89H46ZM56 87V86H55ZM68 87V86H67ZM72 87H75V85H73ZM80 87V86H79ZM87 87V86H86ZM178 87V86H177ZM190 87V86H189ZM200 86H198V88H199ZM229 87H228V89H229ZM258 87V86H257ZM4 88V87H3ZM51 88V87H50ZM54 88V87H53ZM57 88V87H56ZM58 88H59V86H58ZM196 88V87H195ZM197 88V89H198ZM206 88V87H205ZM240 88V87H239ZM260 87H258V89H259ZM8 88L6 87V93H7V91H10V92H12L11 90H7ZM15 89H16V87H15ZM26 89V88H25ZM25 89H24V91H25ZM27 89H28V85H27ZM26 89V90H27ZM41 89H43V88H41ZM52 89V88H51ZM50 89V90H51ZM60 89V88H59ZM64 89V88H63ZM73 89V88H72ZM69 90L70 92L71 91H73V90ZM77 89H78V87H77ZM77 89H76V93H78L77 92ZM80 89V88H79ZM175 89V88H174ZM184 89V88H183ZM194 89V88H193ZM200 89V88H199ZM198 89V90H199ZM212 90L213 88H209L208 87V91L209 90ZM214 89H217V88H214ZM226 89V88H225ZM262 88H260V90H261ZM1 90L2 89H0V92H1ZM19 90V87H18V89H17V91ZM48 90V89H47ZM56 90V89H55ZM54 90V91H55ZM74 90H75V88H74ZM89 90H91V89H89ZM124 90V89H123ZM191 90V89H190ZM198 90H193V92H196V91H198ZM201 90V89H200ZM218 90V89H217ZM4 91V90H3ZM2 91V92H3ZM15 91V90H14ZM36 91V90H35ZM35 91H33V92H35ZM62 91V90H61ZM81 91H82V89H81ZM214 92H216V90H213ZM222 91V90H221ZM221 91H219V92H221ZM255 91H256V89H255ZM258 91V90H257ZM256 91V92H257ZM19 92V91H18ZM17 92V93H18ZM63 92V91H62ZM65 93H66V91H64ZM80 92V91H79ZM86 92V91H85ZM91 92V91H90ZM120 92V91H119ZM202 92V91H201ZM226 92V91H225ZM237 92V91H236ZM255 92V93H256ZM262 92V91H261ZM264 92V91H263ZM13 93V92H12ZM11 93V94H12ZM27 93V92H26ZM36 93V92H35ZM49 93H51V91L49 92ZM54 93V96L53 97H55V94H57V93H60V92H53ZM72 93V92H71ZM76 93H74L75 95H77ZM181 93V92H180ZM197 93V92H196ZM195 93V94H196ZM200 93V92H199ZM213 93V92H212ZM217 94H218V92H216ZM222 93H224V92H222ZM226 93H228V92H226ZM257 93H260V92H257ZM13 94H15V93H13ZM12 94V95H13ZM25 94V93H24ZM42 94H44V93H42ZM61 95H62V93H60ZM59 94V95H60ZM67 94V93H66ZM70 94V93H69ZM79 94V93H78ZM189 94V93H188ZM207 94V96L209 95V93L207 92V93H205V95ZM210 94H211V92H210ZM215 94V93H214ZM231 94L232 93H230V96H231ZM243 94V93H242ZM253 94V93H252ZM2 95V94H1ZM9 95L8 94V99H10V97H18V95L17 94H15V96L13 95ZM32 95H33V93H32ZM31 95V96H32ZM72 95V94H71ZM80 95V94H79ZM78 95V96H79ZM100 95V94H99ZM116 95H117V93H116ZM190 95V94H189ZM191 95H192V93H191ZM200 95V94H199ZM219 95H221L220 93H219ZM219 95H217V96H219ZM226 94H224V96H225ZM235 96H237L236 95V93L234 94ZM250 95V94H249ZM255 95V94H254ZM256 95H258V94H256ZM5 96H6V94H5ZM10 96V97H9ZM22 96V95H21ZM37 96H38V94H37ZM51 96H52V94H51ZM72 96H74V95H72ZM83 95H82V93H81V97H82ZM115 95H113V97H114ZM201 96H203V93H201ZM207 96H205V97H207ZM222 96V95H221ZM227 97H228V95H226ZM259 96H260V94H259ZM26 97H28V95L26 96ZM26 97H24L23 99H25ZM45 97V96H44ZM60 97V96H59ZM67 97V96H66ZM77 96H75V98H76ZM80 97V96H79ZM100 97V96H99ZM102 97V96H101ZM190 97V96H189ZM196 97H197V95H196ZM200 97V96H199ZM227 97H225V99L227 98ZM232 97V96H231ZM231 97H229L230 99H231ZM234 97V96H233ZM239 97H240V95H239ZM5 98V97H4ZM32 98V97H31ZM52 98V97H51ZM56 98V97H55ZM54 98V99H55ZM74 97H72L71 98V100L73 99ZM74 98V99H75ZM195 98V97H194ZM198 98V97H197ZM197 98H196V100H197ZM203 98V97H202ZM214 98H216V97H212V99H214ZM221 98V97H220ZM248 98V97H247ZM255 98V97H254ZM1 99V98H0ZM3 99V98H2ZM22 99V100H23ZM77 99V98H76ZM80 99V98H79ZM83 99H84V96H83ZM91 99H93V98H91ZM124 99V98H123ZM206 99V98H205ZM222 99V102L223 103H221V104H223V106H224V104L226 103H224V101L225 100H223L224 98L222 97L221 98ZM233 99V98H232ZM231 99V100H232ZM238 99V98H237ZM241 99H242V96H241ZM3 100H5V99H3ZM7 100V99H6ZM31 100V99H30ZM56 100V99H55ZM57 100H58V98H57ZM63 100H64V98H63ZM62 100V102H58L59 104H61V105H63L64 104V101ZM68 100H70V98L68 99ZM70 100V101H71ZM97 100V99H96ZM100 100V99H99ZM191 100H192V98H191ZM229 100V99H228ZM243 100V99H242ZM2 101V100H1ZM1 101H0V103H1ZM11 101H14V98L11 100ZM43 101V103H42V105L45 103L44 102V100H42ZM60 101H61V99H60ZM67 101V100H66ZM65 101V103H67ZM69 101V102H70ZM85 101V99L83 100V101H81V99H80V102H82V104L81 105H83L82 107H84L85 105L83 104V102ZM198 101V100H197ZM196 101V102H197ZM205 101V100H204ZM203 101V102H204ZM207 101H209V100H207ZM210 101H211V99H210ZM218 101V100H217ZM221 101V100H220ZM239 101V100H238ZM248 101V100H247ZM4 102V101H3ZM6 103H7V101H5ZM10 102V101H9ZM8 102V103H9ZM26 101H24L23 103H25ZM51 102V101H50ZM73 102V101H72ZM71 102V103H72ZM79 102V103H80ZM87 102V101H86ZM86 102H84L85 104H86ZM97 102V101H96ZM121 102V101H120ZM213 102V101H212ZM229 102V101H228ZM243 102V101H242ZM249 103H248V105H250V103H251V101H248ZM8 103L6 104L8 107L7 108H9V105H8ZM15 103V102H14ZM23 103H21L22 105H23ZM28 103V102H27ZM30 103V102H29ZM32 103V102H31ZM87 103H89V102H87ZM92 103H93V101H92ZM192 103V102H191ZM214 103V102H213ZM219 102H217V104H218ZM231 103H232V101H231ZM230 103V104H231ZM234 103V102H233ZM232 103V104H233ZM244 103H246V101L244 102ZM58 104V105H59ZM70 104V103H69ZM74 104V103H73ZM72 104V105H73ZM108 104H110V103H107L106 105H108ZM207 104V103H206ZM229 104V105H230ZM256 104V103H255ZM254 104V105H255ZM261 104H263V103H258L257 105H260L261 106ZM5 105V104H4ZM3 105V108L4 107H6V106H4ZM22 105H21V107H22ZM31 104H29L28 105V107L30 106ZM41 105V106H42ZM57 105V103L55 104V106ZM68 105V104H67ZM80 105V104H79ZM89 105H90V103H89ZM226 105V104H225ZM228 105V106H229ZM234 105H237V104H235L234 103ZM245 105V104H244ZM11 106V105H10ZM39 106V105H38ZM55 106H53V107H55ZM65 106V105H64ZM110 106V105H109ZM206 106V105H205ZM210 106V105H209ZM216 106V104L214 105V106H212L211 107V110L212 109H214L213 107H215ZM227 106V105H226ZM260 106H258V107H260ZM18 107V106H17ZM23 107H24V105H23ZM61 107L62 106H60L59 108L61 109ZM69 107H70V105H69ZM73 107V106H72ZM81 107V106H80ZM165 107V106H164ZM187 107V106H186ZM193 107V106H192ZM198 107V106H197ZM217 107V106H216ZM245 107V106H244ZM251 107H254L255 108V106H251ZM250 107V108H251ZM56 108V107H55ZM76 109V107H73V109ZM78 108V107H77ZM86 108V107H85ZM85 108H81V110H83V109H85ZM94 108V107H93ZM106 108H108V107H106ZM112 107H110V109H111ZM180 108H182L183 110L185 109V107H182V104H181V107ZM179 108V109H180ZM188 108V107H187ZM207 108V107H206ZM206 108H204V109H206ZM208 108H210V107H208ZM220 108V107H219ZM224 108V107H223ZM227 108L228 107H226V108H224V110H227ZM236 108H237V106H236ZM2 109V108H1ZM5 110H7L6 108H4ZM18 109V108H17ZM26 109V112H27V109L28 108H25ZM39 109V108H38ZM54 109V108H53ZM63 109H64V107H63ZM63 109H61L62 111V113H63ZM72 108H70V110H71ZM113 109V108H112ZM116 109V108H115ZM119 109V108H118ZM249 109V108H248ZM256 109V108H255ZM254 109V110H255ZM258 109V108H257ZM257 109H256V111H257ZM261 109V108H260ZM5 110H3V111H5ZM55 110V109H54ZM59 110V109H58ZM57 110V111H58ZM65 110V109H64ZM67 110V109H66ZM78 110V109H77ZM107 110V109H106ZM105 110V111H106ZM109 110V109H108ZM149 109L148 108H145V112H147ZM186 111H187V109H185ZM198 110V109H197ZM207 110V109H206ZM217 110H220V109H218V107H217ZM223 110V109H222ZM244 110V109H243ZM11 111H12V109H11ZM67 111H69V110H67ZM67 111H66V113H67ZM87 111V110H86ZM182 111V110H181ZM210 111V110H209ZM233 111V110H232ZM240 111V110H239ZM245 111V110H244ZM22 112V111H21ZM29 112V111H28ZM59 113L58 114H60V110L58 111ZM82 112V111H81ZM85 112V111H84ZM83 112V113H84ZM118 112V111H117ZM205 112V111H204ZM213 112H214V110H213ZM213 112L212 111H210V113H212V115L210 114V115H207V114H205V116L204 115H202V130H203V132L201 133V134H203V136H201V135H199V138H195V137H193L192 139H198V140H200V136H201V143L197 140V142H199V144L200 145H194L195 143L196 144H198L197 142H194L193 143V140L191 139V141H192V143L191 142H189V143H191L190 145L188 144V143H185V145H184V147H183V145H182V147L184 148L183 149V152H182V154H183V157H185V156H188V155H191L192 157H188V158H191V160H194V161H192V162H189V164L188 165H191L192 164V167L193 168H191V166H189V169H188V171H186L185 172V170H182V168H183V166H185V163L187 162H183V161H179V164L178 163H174V162H171V164H169V166H168V168H169V170L167 169V171H168V173L167 174H169L170 176H169V178H166V181H165V183H168V182H170V185H169V189L171 188V189H173V187L172 186H174L175 185V181H171L172 179H174L175 178V176H178L177 174L179 173V171H178V169H181L182 170V173H185V174H183V179H177V182H178V180H179V182H180V180H183L184 182H185V184L184 185H188L189 184V186H188V192L184 195V192H183V195H184V203H185V206H184V204H183V202H182V204H183V206L185 207H183L182 206V208H184L185 209V211H181V210H179L178 209V205H182V204H179V200H181V199H179V196H180V194L178 193V191H177V193H175V192H172V194H173V196H171L172 197V203H173V211H171V213H169V211H168V213H166V211H165V215H169L168 217H165V218H167V221L165 220V218H164V220H165V222H167L166 224H167V227H165V226H163L165 229H168L167 231L165 230V232L167 233H164L165 235H167V237L165 238L166 239V241H165V243H161V239H162V237H161V235L163 234V232H161L160 234H159V232L157 231V229L155 228V227H157V226H155L154 228L155 229H153V228H151L150 227V225L148 224V223H151V219H150V221L148 220V218H146L145 216H147L148 215V213L147 212H149L150 213V211H147L146 213H147V215H145L146 213H144V214H141V216H140V218L138 219L139 221H137L138 223H136L135 221H136V219H135V221H133L134 223H136V224H138L137 226H138V228H136V231H137V233H138V235H137V237H136V235L134 236V235H132V237L133 238H135L136 240V242L135 243H128V240H127V243L125 242V243H118V242H120V241H118L120 238H118V240H117V237H116V235L114 236L113 234H115V232L116 233H118L119 234V232L115 229L114 230V225H118V227H119V225H120V223L118 222V224H114L111 228L114 230V232H113V234H112V236H114V238L116 237V240L118 241V242H114V243H111L110 244V248H109V253H107L106 251H105V253H106V255H107V257H108V261H107V264H225L226 263V261L230 258L229 257V254L227 253V251H226V248H228V247H226V243H228V240H227V236H226V234H225V230H224V228H226V226L224 227L223 226V222H222V220H223V216H222V219L220 218V213L221 212H223V211H221L220 213H219V211H218V208L221 206V203H220V206H219V202H221L220 201V197H221V182L223 181L222 179V176H223V173L225 174V172L227 173V170H228V168L227 169H225V167H224V169H223V166H226V164L225 163H222V160L224 159L223 157H221V154H219V152H220V149H221V147H220V145H219V143H218V139H219V142H220V135H223L222 134V130H220L219 129V127L220 126H218L217 127V124H218V122H220V120H223L224 121V119L222 118V115H219V116H217V114L219 113V111H217V114L215 115V114H213ZM226 112V111H225ZM229 112H231V110H229ZM8 113V112H7ZM24 113H25V110H24ZM41 113V112H40ZM43 113V112H42ZM57 113V112H56ZM70 113V112H69ZM78 114V113H80V111L78 110V112L77 111H75V114ZM90 113V112H89ZM103 113V112H102ZM112 113V112H111ZM203 113V112H202ZM201 113V114H202ZM205 113H208V112H205ZM224 115H225V113L224 112H222ZM221 113V114H222ZM260 113V112H259ZM53 114V113H52ZM70 114H72V110H71V113ZM91 114V113H90ZM104 114V113H103ZM106 114V113H105ZM179 114V113H178ZM193 114V113H192ZM191 114V115H192ZM220 114V113H219ZM229 114V113H228ZM247 114V113H246ZM22 114H20V116H21ZM57 115V114H56ZM67 115H69V114H67ZM81 115V114H80ZM118 115V114H117ZM127 115H129V113L127 114ZM142 115V114H141ZM144 115V114H143ZM249 115V114H248ZM248 115H246V116H248ZM6 116V115H5ZM4 116V117H5ZM60 116H62V115H60ZM59 116V117H60ZM72 116H73V114H72ZM84 116H85V114H84ZM106 116H108L107 114H106ZM105 116V117H106ZM110 116V115H109ZM136 116H138V115H136ZM197 116V115H196ZM198 116H200V115H198ZM197 116V117H198ZM204 116V117H203ZM256 116V115H255ZM23 117V116H22ZM27 117V116H26ZM29 117V116H28ZM66 117V116H65ZM65 117H62V118H65ZM111 117V116H110ZM119 117V116H118ZM118 117H117V119H118ZM121 117V116H120ZM133 117V116H132ZM183 117V116H182ZM192 117V116H191ZM21 118V117H20ZM68 118V117H67ZM79 118V117H78ZM85 118V117H84ZM126 118V117H125ZM125 118L123 119V117H121V119H122V121L123 120H125ZM128 118V117H127ZM151 118V117H150ZM226 118V117H225ZM12 119V118H11ZM23 119H24V117H23ZM30 119H31V117H30ZM70 119V118H69ZM80 119V118H79ZM106 119V118H105ZM116 119V120H117ZM134 119H135V122H136V118L134 117ZM158 119V118H157ZM199 119H200V117H199ZM243 119H246V118H243ZM6 120V119H5ZM60 120V119H59ZM59 120H55V121H59ZM115 120V119H114ZM115 120V121H116ZM131 120H132V118H131ZM151 120V119H150ZM154 121H155V119H153ZM152 120V121H153ZM180 120H181V118H180ZM11 121H13V120H11ZM16 121V120H15ZM18 121V120H17ZM22 121H24V120H22ZM29 121H31V120H29ZM62 121H63V119H62ZM62 121H61V123H62ZM69 121V120H68ZM78 121V120H77ZM118 121H119V119H118ZM117 121V122H118ZM127 121V120H126ZM129 121V120H128ZM182 121V120H181ZM243 121V120H242ZM2 122H3V119H2ZM18 122H20V121H18ZM50 122H52V120L50 121ZM54 122V121H53ZM52 122V123H53ZM67 122V121H66ZM174 122V121H173ZM198 122V121H197ZM200 122V121H199ZM198 122V123H199ZM251 122V125H250V127H251V135H252V137H250V138H252V140L255 142V143H257L258 145H260V141H263L262 139H263V137H264V126L262 127L261 125L263 124L264 125V118L262 117V113H261V116L259 117L258 116V118L257 119H252L251 121H249L248 122V124ZM21 123H23V122H21ZM33 123V122H32ZM32 123L30 124V126L32 125ZM43 123H45V122H43ZM49 123V122H48ZM57 123V122H56ZM56 123H54L55 125H56ZM61 123H57V124H61ZM103 123V122H102ZM116 123V122H115ZM123 123V122H122ZM121 123V124H122ZM132 123V122H131ZM221 123L223 124V122L221 121ZM1 124H3V123H1ZM0 124V125H1ZM12 124V123H11ZM70 124H71V122H70ZM75 124V123H74ZM119 124V123H118ZM133 124V123H132ZM136 124V123H135ZM179 124V123H178ZM181 124V123H180ZM200 124H201V122H200ZM222 124H220V125H222ZM4 125V124H3ZM10 125V124H9ZM16 125V124H15ZM19 125H21V124H19ZM27 126H28V124H26ZM25 125V126H26ZM64 125V124H63ZM66 126L65 127H67V124H65ZM72 125V124H71ZM143 125V124H142ZM219 125V124H218ZM23 126V125H22ZM24 126V127H25ZM36 126V125H35ZM59 126V125H58ZM120 126V125H119ZM122 126V125H121ZM165 126H167V125H165ZM179 126V125H178ZM199 126H201V125H199ZM233 126V125H232ZM6 127V126H5ZM11 127H13L12 125H11ZM32 127H34V126H31V128ZM47 127V126H46ZM79 127V126H78ZM129 127H130V125H129ZM131 127H133V125L131 126ZM168 127V126H167ZM243 127V126H242ZM241 127V128H242ZM14 128V127H13ZM19 128V127H18ZM30 128V127H29ZM31 128H30V130H31ZM45 128V127H44ZM54 128H55V126H54ZM56 128H57V126H56ZM59 128V127H58ZM124 128H126V127H124ZM186 128H188V126H186ZM201 128V127H200ZM204 128V129H203ZM217 128H218V130L221 132H219L218 130H217ZM240 128V129H241ZM11 129V128H10ZM22 129H25V128H22ZM26 129H28V127L26 128ZM50 129H51V127H50ZM59 129H61V128H59ZM59 129H57V130H59ZM104 129V128H103ZM127 129V128H126ZM195 129V128H194ZM222 129V128H221ZM228 129V128H227ZM246 129V128H245ZM244 129V130H245ZM6 130H7V128H6ZM13 130H15V129H13ZM13 130L12 131H10V132H13ZM17 130V129H16ZM18 130H20V128L18 129ZM36 130V129H35ZM52 130V129H51ZM53 130H55V129H53ZM169 130V129H168ZM196 130V129H195ZM193 131L194 132V135H195V132L196 131ZM199 130V129H198ZM224 130H226V129H224L223 128V131ZM229 130H230V128H229ZM4 131V130H3ZM23 131V130H22ZM25 131V130H24ZM28 131H29V129H28ZM34 131V130H33ZM32 130L30 131V132H33ZM74 131V130H73ZM75 131H78V130H75ZM126 131V130H125ZM124 131V133H126ZM129 131V130H128ZM131 131V130H130ZM186 131H190V129L189 130H186ZM236 131H237V129H236ZM250 131V130H249ZM57 132H59V131H57ZM69 133H70V131H68ZM79 132V131H78ZM191 132V131H190ZM229 132V131H228ZM239 132V131H238ZM6 133H7V131H6ZM14 133V132H13ZM17 133H18V131H17ZM25 133L27 134V131L26 132H24V135H25ZM45 133V132H44ZM51 133V132H50ZM55 133V132H54ZM75 133V132H74ZM77 133V132H76ZM129 133V132H128ZM185 133V132H184ZM196 133H198V132H196ZM220 133V135H219V137H218V134ZM224 133V132H223ZM236 133V132H235ZM5 134V133H4ZM8 134H10V133H8ZM12 134V133H11ZM104 134V133H103ZM159 134V133H158ZM185 134H187L188 136H190L191 134H192V132L191 133H185ZM185 134H182V136H187V135H185ZM227 135H224L222 138H224V137H226V136H228V133H226ZM231 134H233V132L231 133ZM239 134V133H238ZM21 135V134H20ZM23 135V134H22ZM44 135H46V134H44ZM52 135H54V137L56 136L55 134H52ZM105 135V134H104ZM6 136H10V135H6L5 134V137H3V138H8V137H6ZM19 136V135H18ZM28 136V135H27ZM84 136V135H83ZM119 136H121V135H119ZM173 136H175L172 132H170L169 133V135H167V138L169 139V142H171V144H170V150L172 151L171 153H173V160L172 161H174V158H176L177 156H178V154H175L174 153V151H175V146H177V144L175 145V141H176V139L174 138L173 139ZM235 136V135H234ZM234 136H233V138H234ZM243 136V135H242ZM12 137V136H11ZM16 137H17V135H16ZM21 137V136H20ZM35 137V136H34ZM59 137V136H58ZM77 137H78V135H77ZM105 137V136H104ZM181 137V136H180ZM198 137V136H197ZM218 137V138H217ZM238 136H236V138H237ZM12 138H14V136L12 137ZM21 138H23V137H21ZM31 138V137H30ZM80 138V137H79ZM109 138H112L111 136L109 137ZM125 138V137H124ZM130 138V137H129ZM132 138V137H131ZM242 138V137H241ZM2 139V138H1ZM15 139V138H14ZM33 139V138H32ZM37 139H38V137H37ZM56 139H58V138H56ZM67 139V138H66ZM66 139L64 140L65 142H66ZM127 139V141H128V138H126ZM182 139L183 140H185L186 141V139L184 138V137H182ZM242 139H244V137L242 138ZM4 140V139H3ZM3 140H2V142H3ZM6 141H7V139H5ZM19 140V139H18ZM40 140V139H39ZM82 140V139H81ZM86 140V139H85ZM104 140V139H103ZM130 140V139H129ZM238 140V142L240 141L241 142V140H239V139H237ZM16 141V140H15ZM23 141V140H22ZM21 141V142H22ZM25 141V140H24ZM31 141V140H30ZM41 141V140H40ZM43 141V140H42ZM48 141V140H47ZM46 141V142H47ZM116 141V140H115ZM235 141H236V139H235ZM9 142H10V140H9ZM16 142H18V141H16ZM52 141H50L49 143H51ZM62 142V141H61ZM124 142V141H123ZM128 142H131V141H128ZM128 142H127V144H128ZM182 142H184V141H182ZM226 142V141H225ZM225 142H224V147H226L225 146ZM228 142V141H227ZM227 142H226V144H227ZM233 142H234V140H233ZM239 142V143H240ZM245 142V141H244ZM250 142V141H249ZM1 143V142H0ZM18 143H20V140H19V142ZM48 143V142H47ZM54 143H56V141L54 142ZM106 144H107V142H105ZM223 143V142H222ZM235 143H237V141L235 142ZM3 146H4V144L3 143H1ZM10 144L12 145L13 144V139H12V142H10ZM14 144H16L15 142H14ZM13 144V145H14ZM21 144V143H20ZM23 144V143H22ZM21 144V145H22ZM29 144H30V146H31V143L29 142ZM35 144V143H34ZM37 144V148H38V142L36 143ZM44 145L46 144V143H43ZM60 144H62V143H60ZM101 144V143H100ZM113 144H114V142H113ZM112 143H111V145H113ZM186 144H188L187 146L188 147H185L186 146ZM244 144V143H243ZM9 145V143L7 144V146ZM17 145H19V144H16V146ZM25 145L27 146L28 144H27V142L25 143ZM40 145V144H39ZM44 145L42 146V147H44ZM48 145V144H47ZM46 145V146H47ZM67 145V144H66ZM73 145V144H72ZM108 145H110V144H108ZM114 145H116V144H114ZM129 145V144H128ZM154 145V144H153ZM168 145H169V143H168ZM167 145V146H168ZM240 144H238V150L240 151L242 148L241 147H243V146H239ZM251 145V144H250ZM264 145V144H263ZM263 145H261V146H263ZM6 146V145H5ZM5 146H4V148H5ZM25 146V147H26ZM29 146V148L31 149V147H33L34 145H32L31 147ZM34 146V147H35ZM46 146H45V148H44V150H43V148L40 150V147L41 146H39V148H38V152L39 153H41V151L43 150V152L45 151V149H47L46 148ZM55 146V148H56V145H54ZM63 146V145H62ZM65 146V145H64ZM101 146V145H100ZM120 146V145H119ZM162 146V145H161ZM160 146V147H161ZM10 147V146H9ZM8 147V148H9ZM14 147V149L16 148L15 146H13ZM18 147H20V146H18ZM24 147V148H25ZM33 147V149H35L36 150V147L34 148ZM57 147H58V145H57ZM66 147V146H65ZM65 147H63V149L65 148ZM68 147V146H67ZM101 147H104V146H101ZM115 147V146H114ZM120 147H122V145L120 146ZM180 147V146H179ZM177 148V149H181V148ZM220 147V148H219ZM227 147L230 149V147H229V145H227ZM236 147V146H235ZM234 147V148H235ZM245 147V146H244ZM7 148V147H6ZM6 149V150H9V149ZM12 148V147H11ZM21 149H22V147H20ZM26 148H28V147H26ZM29 148H28V150H29ZM70 148V147H69ZM233 148V147H232ZM241 148V149H240ZM253 148V147H252ZM1 149H3V147L1 148ZM13 149V148H12ZM12 149H10L11 150V152H12ZM17 149V148H16ZM15 149V151H16V155H17V152L19 151L18 149V151ZM21 149H20V151H21ZM53 149V148H52ZM121 149V148H120ZM226 149V148H225ZM229 149H227V150H229ZM4 150V149H3ZM3 150H1V151H3ZM10 150H9V152H10ZM26 149H24V151H25ZM28 150H27V152H28ZM34 150V151H35ZM62 150V149H61ZM67 150V149H66ZM74 150V149H73ZM84 150V149H83ZM88 150V149H87ZM103 150V149H102ZM112 150V149H111ZM116 150V149H115ZM114 150V151H115ZM222 150H223V147H222ZM235 150L236 151H238L237 150V148H235ZM243 150V149H242ZM14 150H13V152L12 153H14L15 152ZM20 151H19V154H20ZM23 150L21 151V154L19 155V156H21L22 154H24L23 152H24ZM32 149H31V152H30V150H29V152H28V154L29 153H31L32 154ZM36 151V152H37ZM47 151V150H46ZM68 151V150H67ZM105 151V150H104ZM119 151V150H118ZM147 151V150H146ZM258 151H259V154H258V160H257V164H256V168L257 169H255L256 171H257V184H258V186H256L257 188H256V191H257V189L258 190H260L259 192H260V198H256V197H254L253 195H252V189L254 188V186H255V183H254V186L252 187V189H251V195L252 196H250V197H253V199H254V201L255 200H258V204H260V205H258V206H260L261 207V231H258L259 233H262V235H263V243H264V148H261V149H258ZM4 152H8V151H4ZM8 152V153H9ZM11 152H10V154H11ZM27 152H26V155L25 156H27L26 158H24V156L22 155V159H20V160H22V162H21V164L22 163H25L24 165H26L27 163L28 164H31L32 166H34V164L36 165V166H34V168H37V169H40V168H38L37 166V164H39L40 163V165L42 164H44L43 162L45 161V160H43V162H41V159L40 158H42L40 155H37L38 156V161H40V162H38L37 160H35L34 158H31V157H29V155H27ZM36 152H34L33 154H32V157H35L36 155ZM42 152V154H44ZM51 152V151H50ZM97 152V151H96ZM158 152H159V150H158ZM164 152V151H163ZM162 152V153H163ZM177 153H178V151H176ZM242 152V151H241ZM0 153H2V152H0ZM53 153V151L51 152V154ZM104 153H106V152H104ZM113 153H115V152H113ZM160 153H161V151H160ZM223 153V155H225L226 153L223 151L222 152ZM225 153V154H224ZM9 154V155H10ZM38 154V153H37ZM46 154V153H45ZM48 154V153H47ZM51 154H49V156H48V160L47 161H53V159H51L50 158V160H49V157H51L50 155ZM55 154V153H54ZM65 154V153H64ZM87 154V153H86ZM158 153L156 152V155H157ZM166 154V153H165ZM165 154L163 155L164 157H166L165 156ZM243 154V153H242ZM4 155V154H3ZM2 155V156H3ZM6 155V154H5ZM4 155V156H5ZM8 155V154H7ZM7 156V157H10V158H12L11 157V155L10 156ZM35 155V156H34ZM59 155H61L60 154V152H59ZM73 155H75V154H73ZM79 155H80V153H79ZM154 155V154H153ZM161 155V154H160ZM170 155V154H169ZM169 155H167L168 157H169ZM179 155H180V153H179ZM244 155V154H243ZM247 155V154H246ZM1 156V155H0ZM2 156L0 157V158H2ZM18 156V157H19ZM31 156V155H30ZM36 156V157H37ZM46 156V155H45ZM44 156V157H45ZM63 156H65V155H63ZM81 156V155H80ZM91 156V155H90ZM101 156V155H100ZM104 156H107V155H104ZM114 156V155H113ZM162 156V157H163ZM171 156V155H170ZM236 156V155H235ZM234 156V157H235ZM13 157H15V155H13ZM17 156H16V164H18V166L16 165L15 167H19V163H17V161L19 160V158H18ZM47 157V156H46ZM58 157V156H57ZM56 157V158H57ZM67 157H68V155H67ZM65 158L66 160L68 159V158ZM86 157V156H85ZM152 157V156H151ZM151 157H150V159H151ZM158 157V156H157ZM182 157V158H183ZM247 157V156H246ZM29 158V159H28ZM31 158V159H30ZM70 158V157H69ZM80 158H82V157H80ZM92 158V157H91ZM89 159L88 158V161L87 162H91V160L92 159ZM94 158V157H93ZM109 158H110V156H109ZM113 158V157H112ZM160 158V157H159ZM187 158V157H186ZM188 158H187V160H188ZM221 158H223L222 160H221ZM226 158V157H225ZM248 158V157H247ZM253 158H255L253 161H255L256 160V157H253ZM3 159V158H2ZM6 159V158H5ZM24 159H26V160H24ZM43 159V158H42ZM45 159V158H44ZM57 159H59V158H57ZM64 159V160H65ZM83 159H84V157H83ZM87 159V158H86ZM115 159H117V158H115ZM115 159H114V161H115ZM145 159V158H144ZM147 159V158H146ZM162 159V158H161ZM168 159V158H167ZM166 159V160H167ZM226 159H228V158H226ZM226 159H224L225 161H226ZM238 159V158H237ZM7 160H8V158H7ZM10 160H12V159H10ZM9 160V161H10ZM20 160L18 161V162H20ZM28 160H29V162H28ZM30 160H32L33 162H30ZM56 160V159H55ZM54 160V163H55V165L58 163H56V161H58V160H56L55 161ZM60 160H62V158L60 159ZM59 160V161H60ZM70 160V159H69ZM68 160V161H69ZM75 160V159H74ZM85 160V159H84ZM107 160V159H106ZM109 160V159H108ZM111 160H113V159H111ZM176 160V159H175ZM223 160V161H224ZM245 160H246V158H245ZM245 160L243 161L244 163H246L245 162ZM2 161V160H1ZM4 161V160H3ZM13 161V160H12ZM15 161V160H14ZM24 161H27V163L26 162H24ZM63 161V160H62ZM83 160H81V162H82ZM93 161H94V159H93ZM104 161V160H103ZM160 161V160H159ZM169 161V160H168ZM189 161V160H188ZM224 161V162H225ZM235 161H236V159H235ZM247 161V160H246ZM11 162V161H10ZM64 162V161H63ZM79 162V161H78ZM100 162V161H99ZM145 162V161H144ZM249 162V161H248ZM247 162V163H248ZM48 163V162H47ZM50 163V162H49ZM53 163V162H52ZM60 163V162H59ZM83 163V165H84V161L82 162ZM89 163H86L87 165L89 164ZM98 163V162H97ZM105 163V162H104ZM168 163V162H167ZM246 163V164H247ZM14 164V163H13ZM27 164V165H28ZM51 164V163H50ZM61 164V163H60ZM63 164V163H62ZM72 164V163H71ZM91 164V163H90ZM99 164V163H98ZM110 164V163H109ZM109 164H108V166H109ZM154 164V166H152L151 165V167L150 168H152V167H155V163H153ZM11 165V164H10ZM15 165V164H14ZM23 165V164H22ZM23 165V166H24ZM26 165V166H27ZM41 165V166H42ZM45 166L47 165L46 163L44 164ZM43 165V166H44ZM49 165V164H48ZM47 165V166H48ZM54 165V167H56ZM64 165V164H63ZM63 165H60L61 166V168L63 167ZM68 165V167H69V165L70 164H67ZM67 165L65 166V167H67ZM73 165V164H72ZM71 165V166H72ZM82 165V164H81ZM82 165V166H83ZM87 165H85V166H87ZM106 165V164H105ZM148 165H149V163H148ZM147 165V166H148ZM187 165V166H188ZM248 165H249V163H248ZM6 166H7V164H6ZM23 166H21V167H23ZM30 166V165H29ZM28 166V167H29ZM31 166V167H32ZM59 166V165H58ZM70 166V167H71ZM74 166V165H73ZM113 166V165H112ZM118 167H119V165H117ZM150 166V165H149ZM241 166V165H240ZM3 167V166H2ZM51 166H48L47 168H50ZM69 167V168H70ZM80 167V166H79ZM97 167V166H96ZM104 167V166H103ZM110 167H111V165H110ZM115 167H116V164H115ZM115 167H112V169L113 168H115ZM242 167H243V165H242ZM246 167H249V166H246ZM253 167H255V166H253ZM1 168V167H0ZM6 168V167H5ZM33 168V167H32ZM34 168H33V171H34ZM57 168H59V167H57ZM72 168H74V167H72ZM97 168H99V167H97ZM142 169H143V167H141ZM144 168H145V166H144ZM149 168V169H150ZM66 169V168H65ZM64 169V170H65ZM85 169H87V167L85 168ZM88 169H89V166H88ZM88 169L87 170H85V171H88ZM103 170H104V168H102ZM2 170V169H1ZM15 170V169H14ZM17 170V169H16ZM62 170V169H61ZM72 170V169H71ZM91 170V169H90ZM96 170H98V169H96ZM109 170V169H108ZM111 170V169H110ZM114 170V169H113ZM119 169H117V171H118ZM121 170V169H120ZM119 170V171H120ZM153 170V169H152ZM180 170V171H181ZM224 170H226V171H224ZM254 170V172H256ZM17 171H19V170H17ZM23 172H24V170H22ZM38 171H41V170H38ZM38 171H37V174H38ZM57 171V170H56ZM69 171V170H68ZM73 171V170H72ZM72 171H70L71 172V174H72ZM76 171V170H75ZM73 171V173H75V174H79V176L81 175L80 174V170L78 171ZM94 171L95 170H93V172L92 173H94ZM112 171V170H111ZM110 171V172H111ZM148 171V170H147ZM166 171V172H167ZM2 172V171H1ZM6 172H10V170L9 171H6ZM12 172V171H11ZM21 172V171H20ZM27 172H30V171H27ZM26 172V174L28 175V174H30V173H27ZM60 172V171H59ZM58 172V173H59ZM62 172V171H61ZM65 172H66V170H65ZM64 172V173H65ZM70 172H69V174H67V175H70ZM79 172V173H78ZM99 172V171H98ZM100 172H102V171H100ZM106 171H104V173H105ZM114 172H116V169H115V171ZM134 172V171H133ZM250 172V171H249ZM14 173V172H13ZM22 173V172H21ZM20 173V174H21ZM63 173V172H62ZM62 173H59V178L58 179H61L60 177H61V175L60 174H62ZM82 173H84V171L82 172ZM92 173H90V174H92ZM96 173V172H95ZM119 173H121V171L119 172ZM141 173H143V172H141ZM18 174V173H17ZM23 174H25V173H23ZM32 174L33 175H36L35 173H33L32 172ZM85 174H86V172H85ZM84 174V175H85ZM89 174V175H90ZM114 174V173H113ZM122 174V173H121ZM149 174V173H148ZM164 174V173H163ZM252 174H254V173H252ZM5 175V174H4ZM88 175V176H89ZM94 175V174H93ZM107 175H109V173L107 174ZM111 175H112V173H111ZM141 175V174H140ZM143 175H145V172L143 173ZM225 175H227V174H225ZM231 175V174H230ZM17 176V175H16ZM72 176V175H71ZM71 176H68L69 178H75L76 179V177H71ZM99 176H100V174H99ZM117 176H119L118 174L116 175V177ZM122 176H124V175H121V178H122ZM139 176V175H138ZM228 176V175H227ZM10 177H13V176H10ZM18 177H20V175L18 176ZM21 177H22V175H21ZM20 177V178H21ZM24 177H25V175H24ZM24 177H22V178H24ZM32 177V176H31ZM65 177V176H64ZM78 177V176H77ZM84 177H86V176H84ZM84 177H80V178H84ZM93 177V179L95 180L96 178L94 177V176H92ZM103 177V176H102ZM110 177V176H109ZM115 177V176H114ZM162 177V179H163V181L165 180L163 177H165V174H164V176L162 175L161 176ZM160 177V178H161ZM229 177V176H228ZM231 177V176H230ZM229 177V178H230ZM0 178H1V175H0ZM9 178V177H8ZM30 178V175L28 176V178L27 179H29ZM40 178V177H39ZM49 178V177H48ZM90 178L91 177H89V178H84V180L86 181H88V182H90V181H92V180H90ZM105 178V177H104ZM106 178H108V176L106 177ZM118 178V177H117ZM116 178V179H117ZM120 178V177H119ZM127 176H125L123 179H121V180H123V181H120V182H125V181H127ZM132 178V177H131ZM160 178H158V180L160 179ZM171 178V179H170ZM12 179V178H11ZM10 179V180H11ZM52 179V178H51ZM58 179H56V180H58ZM110 179V178H109ZM112 179H114V178H112ZM162 179L160 180V182L161 183H158L157 184V180H156V178H155V180L154 181H156L155 182V184H151V182L149 183V184H151V186H152V188H154V190H158L157 192H159L160 190L162 191L164 188H162V187H164V185L166 186V184L165 183H163V181H162ZM168 179V180H167ZM170 179V180H169ZM225 179V178H224ZM227 179V178H226ZM231 179V178H230ZM237 179V178H236ZM242 179V178H241ZM240 179V180H241ZM6 180L7 179H5V177L3 178V182H6ZM9 180V179H8ZM13 180H14V178H13ZM17 180V179H16ZM16 180H15V182H16ZM22 180V179H21ZM30 180H31V178H30ZM35 179L34 178H32V180L30 181V183L32 184V183H36V182H39L38 180L37 181H34ZM40 180V179H39ZM50 180V179H49ZM67 178H66V182H67ZM82 179H80V182H79V185H80V183H81V185L83 186V183L82 182H84V180L83 181H81ZM107 180V179H106ZM118 180V179H117ZM130 180L131 179H129V183L128 184H130ZM1 181V180H0ZM34 181V182H33ZM43 181H45V180H43ZM51 181H53V180H51ZM60 181V180H59ZM64 181V182H65ZM76 181V180H75ZM74 181V182H75ZM99 181V180H98ZM113 181V180H112ZM133 181V180H132ZM142 181H144V179H142ZM152 181H153V179H152ZM153 181V182H154ZM228 181H230L229 179H228ZM232 181V180H231ZM236 181H238V180H236ZM246 181H248V180H246ZM253 181H255V180H253ZM11 182H12V180H11ZM14 182V184H18V183H20V182H16L15 183ZM49 182V181H48ZM60 182H62V181H60ZM63 182V183H64ZM65 182V183H66ZM77 181L75 182L76 183V187H74L75 186V183H74V185L73 186H71V188L73 187V188H77V183H78ZM87 182V183H88ZM119 182V181H118ZM119 182V183H120ZM134 182V181H133ZM226 183H224L225 185H227V181H225ZM249 182V181H248ZM1 183H2V181H1ZM7 183V182H6ZM6 183H4V185L6 184ZM8 183H10V181L8 182ZM26 183V182H25ZM29 183V182H28ZM28 183H26L27 185H28ZM47 183V182H46ZM45 183V184H46ZM68 183H69V181H68ZM86 182H85V184H87ZM91 183H93V181L91 182ZM90 183V184H91ZM98 183V182H97ZM96 183V184H97ZM100 183L102 184V182L100 181ZM104 183H106V182H104ZM104 183L102 184V186L104 185ZM109 183V182H108ZM114 182H112L110 185L111 186H114V185H112ZM139 183V182H138ZM181 183V182H180ZM186 183H188V184H186ZM233 183H234V181H233ZM21 184V183H20ZM19 184V185H20ZM26 184H24V187H25V185ZM37 184H39V183H37ZM41 184V183H40ZM42 184H44V182L42 183ZM51 184H52V182H51ZM56 184V182H54V184L53 185H55ZM71 184V183H70ZM90 184H88V186H93V185H90ZM95 184V185H96ZM121 184V183H120ZM123 185L125 184V183H122ZM149 184H147V188H148V185ZM169 184V183H168ZM256 184V185H257ZM6 185H8V184H6ZM5 185V186H6ZM12 185V184H11ZM11 185H9V186H11ZM23 185V184H22ZM21 185V186H22ZM47 185L49 186L50 184H48L47 183ZM65 185V184H64ZM63 185V186H64ZM78 185V186H79ZM80 185V186H81ZM108 185V184H107ZM134 185V184H133ZM132 185V186H133ZM139 185H140V183H139ZM138 185V186H139ZM163 185V186H162ZM179 185V184H178ZM224 185V186H225ZM249 185H250V182H249ZM1 186V185H0ZM2 186H3V184H2ZM1 186V187H2ZM8 186V187H9ZM32 186H33V184H32ZM62 186V187H63ZM66 186V185H65ZM78 187V188H83V187ZM101 186V185H100ZM101 186V187H102ZM137 185H136V187H138ZM141 186H143V184L141 183ZM141 186H139L140 187V189H141ZM150 186V185H149ZM162 186V187H161ZM251 186V185H250ZM4 187V186H3ZM14 186H11V188H13ZM15 187H17V186H15ZM13 188V189H16V188ZM19 187V186H18ZM29 187H31V186H29ZM28 186L26 187V188H29ZM37 187V186H36ZM35 187V188H36ZM69 187H70V185H69ZM87 185L85 186V188L84 189H82V191H81V193H79V194H82L83 195V192H84V190H86L87 188ZM97 187H98V185H97ZM100 187V188H101ZM105 187V186H104ZM110 187V186H109ZM118 187V186H117ZM124 187V186H123ZM128 187V186H127ZM130 187H131V185H130ZM134 187V186H133ZM139 187H138V189L136 188V190H139V192H140V189H139ZM145 187H146V185H145ZM167 187V186H166ZM165 187V188H166ZM182 187H184V186H182ZM182 187H180V188H182ZM238 187H240L239 189L241 190V186H239L238 185ZM21 188V187H20ZM34 188V189H35ZM54 188V187H53ZM59 188V187H58ZM61 188V187H60ZM59 188V189H60ZM68 188V187H67ZM72 188V189H73ZM95 188V187H94ZM125 188V187H124ZM150 188V187H149ZM176 188H178V186H177V184H176ZM187 187H185V189H186ZM233 188H235V186L233 187ZM232 188V189H233ZM247 188H249L248 186H247ZM3 189H5V190H7L5 187L3 188ZM12 189V190H13ZM19 189V188H18ZM25 189V188H24ZM32 188H30L28 191H30ZM38 188H36L35 189V191L37 190ZM58 189V190H59ZM70 189V188H69ZM92 189H93V187H92ZM107 189V188H106ZM110 189V188H109ZM117 189H119V188H117ZM130 189V188H129ZM145 189V188H144ZM151 189V188H150ZM160 189V190H159ZM184 189V188H183ZM184 189V190H185ZM225 189V188H224ZM238 189V188H237ZM23 190V189H22ZM33 190V189H32ZM61 190V189H60ZM63 190H64V188H63ZM88 190H89V188H88ZM101 190H103V189H101ZM105 190V189H104ZM108 190V189H107ZM113 191H114V189H112ZM153 190V191H154ZM173 190H175V189H173ZM178 190H179V188H178ZM246 190H248V189H246ZM0 191H2V190H0ZM8 191H10V189L8 190ZM7 191V192H8ZM16 191V190H15ZM20 191V190H19ZM19 191H18V193H19ZM25 191H26V189H25ZM70 191V190H69ZM100 191V190H99ZM106 191V190H105ZM104 191V192H105ZM119 191V190H118ZM121 191H122V188H121ZM127 191V190H126ZM143 191V190H142ZM145 191V193H146V191L147 190H144ZM160 191V192H161ZM164 191H166V190H164ZM169 191V190H168ZM182 191V190H181ZM180 191V192H181ZM226 191V190H225ZM232 191V190H231ZM235 191H236V189H235ZM234 189H233V195H234ZM5 192V193H4ZM6 191H3V193H1V195H3V194H5V195H8V194H6L7 193ZM14 192V191H13ZM24 192V191H23ZM31 192H33V191H31ZM57 192V191H56ZM62 192V191H61ZM60 191L58 192V195H59V193H61ZM65 192H66V190H65ZM72 192V191H71ZM88 191H86L85 193L86 194H89V193H87ZM89 192H91V191H89ZM93 192V191H92ZM95 192V191H94ZM93 192V193H94ZM98 192V191H97ZM123 192V191H122ZM125 192V191H124ZM134 192V191H133ZM137 192V191H136ZM139 192H137L138 194L136 195L135 193V196L137 197L138 195H139ZM149 192H152L151 190H149L148 192H147V194L149 193ZM167 192V191H166ZM166 192H164V193H160V195L161 194H165ZM170 192V191H169ZM168 192V193H169ZM186 192V191H185ZM237 192V191H236ZM238 192H240V191H238ZM243 193H244V191H242ZM241 192V193H242ZM249 192H250V190H249ZM248 192V193H249ZM258 192V191H257ZM257 192H256V194H257ZM9 193H11V192H9ZM18 193H15L14 192V194H18ZM22 193V192H21ZM26 195H25V197H27V195H28V197L30 196V194H27L26 192H24ZM29 193V192H28ZM74 192H72V194H73ZM101 193V192H100ZM99 193V194H100ZM103 193V192H102ZM111 193V192H110ZM118 193V192H117ZM131 193V195L133 196L134 194H132V192H130ZM130 193H127V194H130ZM141 193V192H140ZM171 193V192H170ZM226 193V192H225ZM255 193V192H254ZM62 194V193H61ZM86 194H84V195H86ZM97 194V193H96ZM95 194V195H96ZM105 195H106V193H104ZM112 194H114V193H112ZM126 194V193H125ZM154 194V193H153ZM152 194V195H153ZM158 194V193H157ZM177 194L179 195V196H177ZM224 194V193H223ZM247 194V193H246ZM10 195V194H9ZM19 195H20V193H19ZM24 195V194H23ZM75 195H78L77 194V190H76V194ZM75 195H74V197H75ZM82 195H81V199L82 198H84V197H82ZM124 195V194H123ZM143 195V194H142ZM146 195V194H145ZM149 195V194H148ZM156 195V194H155ZM154 195V196H155ZM159 195V194H158ZM169 195V194H168ZM168 195H166L167 197H168ZM4 196V195H3ZM3 196H1V197H3ZM13 196V198H14V195H12ZM50 196V195H49ZM62 196V195H61ZM70 196V195H69ZM93 196H94V194H93ZM92 196V197H93ZM109 196V195H108ZM107 196V197H108ZM115 196V195H114ZM122 196V195H121ZM129 196V195H128ZM151 196V195H150ZM170 196V195H169ZM7 197V196H6ZM5 197V198H6ZM10 198H11V196H9ZM9 197H7V198H9ZM16 197V196H15ZM22 197V196H21ZM71 197V196H70ZM101 196H99V198H100ZM102 197H105V196H102ZM117 197V196H116ZM120 197V196H119ZM140 197V196H139ZM152 197V196H151ZM155 197H157V196H155ZM155 197H154V199H155ZM182 197V196H181ZM250 197L249 198H247V200L248 199H250ZM12 198V199H13ZM23 198H24V196H23ZM65 198H67V197H65ZM90 198V197H89ZM89 198H86V200L87 199H89ZM97 198V197H96ZM118 198V197H117ZM133 198V197H132ZM144 198V197H143ZM142 198V199H143ZM146 198L147 197H145L143 200L144 201H147V202H150V201H148V200H146ZM153 198V197H152ZM164 198V197H163ZM234 198V197H233ZM244 198V197H243ZM3 199H4V197H3ZM12 199L10 200L9 199V201H11L10 203L12 204L13 202H12ZM19 200L18 201H22V200H20V198H18ZM22 199V198H21ZM62 199V198H61ZM60 199V200H61ZM72 199V198H71ZM78 199H80V198H76V199H73L74 200V202H72V203H74V205L75 204H77L78 205V202L80 203V201H78ZM91 199V198H90ZM89 199V200H90ZM108 199H109V197H108ZM111 199V198H110ZM123 199H124V197H123ZM128 199H130V196H129V198ZM128 199H125V200H127L125 203L127 204V203H129L130 202V200H128ZM140 199V198H139ZM148 199H149V197H148ZM168 199V198H167ZM224 199V198H223ZM228 199V198H227ZM239 199V198H238ZM242 199V198H241ZM2 199L0 198V201H1ZM7 200V199H6ZM5 200V204L7 203V201ZM14 200V199H13ZM23 200H25V199H23ZM67 200V199H66ZM86 200L84 199L83 201L84 202H86ZM89 200H87V201H89ZM101 200V199H100ZM104 201H105V199H103ZM114 200V199H113ZM125 200H123V201H125ZM132 200H134V201H136V200H138V198L135 200V199H132ZM150 200V199H149ZM153 200V199H152ZM163 200V199H162ZM169 200V199H168ZM235 200V199H234ZM247 200L246 201H243V200H241V201H243V205H246V207H247V205H249L248 204V202H247ZM3 201V200H2ZM2 201H1V204H2ZM16 201H17V198H16ZM52 201H53V198H52ZM62 201H65L64 200V197H63V199H62ZM61 201V202H62ZM72 201V200H71ZM76 201H78V202H76ZM118 200H116V202H117ZM129 201V202H128ZM157 201V200H156ZM155 201V202H156ZM159 201H160V199H159ZM156 202L157 203V205H159V203H161V201L160 202ZM164 201V200H163ZM165 201H166V199H165ZM164 201V202H165ZM225 201H226V199H225ZM250 201V200H249ZM24 202V201H23ZM22 202V203H23ZM27 203H30V202H28V201H26ZM69 202V201H68ZM82 202V201H81ZM101 202V201H100ZM107 202V201H106ZM119 202V201H118ZM137 202V201H136ZM146 202V203H147ZM152 202V201H151ZM154 202V201H153ZM223 202V201H222ZM240 202V201H239ZM244 202H246V204H244ZM17 203V202H16ZM36 203V202H35ZM57 203V202H56ZM71 203V202H70ZM70 203H69V205H70ZM72 203H71V205H72ZM88 203V202H87ZM93 203V202H92ZM91 203V204H92ZM103 203V202H102ZM115 203V202H114ZM131 203V202H130ZM142 203H144V202H142ZM168 203V202H167ZM172 203H170V200H169V204L167 205L166 203V205L164 206V207H168V206H170ZM225 203V202H224ZM18 204V203H17ZM26 204V203H25ZM25 204L23 205V208L24 207H26V209L25 210H27V207H30V205L29 206H27V204H26V206H25ZM59 204V203H58ZM62 204V203H61ZM61 204H59V206L61 205ZM66 204V203H65ZM85 205L86 203H80V205H79V207L80 206H82V209H85V213L83 212L82 214H80V213H78L77 214V216H79V214H80V216L81 215H84V214H87L89 217H90V215H89V213L90 212H87V210L89 209L88 207L90 206V205H88V207H87V210H86V208L83 206V205ZM119 204V203H118ZM131 204H133V202L131 203ZM137 204V203H136ZM141 204V203H140ZM242 204V203H241ZM252 204H254L253 202H252ZM252 204H250V205H252ZM14 204H12V206H13ZM16 205V204H15ZM35 204H33L32 206H34ZM38 205H41V204H38ZM44 205H46V204H44ZM63 205V204H62ZM61 205V206H62ZM74 205H72V206H70V207H72V209L75 207ZM96 205V204H95ZM102 205V204H101ZM101 205H99V206H101ZM104 205V204H103ZM106 205H108V203L106 204ZM112 205V204H111ZM129 205V204H128ZM146 205V204H145ZM151 205V204H150ZM149 205V206H150ZM250 205L248 206V207H250ZM8 206V205H7ZM20 207H22L21 205H19ZM31 206V207H32ZM53 206V205H52ZM110 206V205H109ZM130 206V205H129ZM137 207V205H134V207ZM138 206H139V208H140V205L138 204ZM156 206V205H155ZM163 206V205H162ZM161 206V207H162ZM255 206H257V205H255ZM1 207H3V205H1ZM9 207H10V205H9ZM8 207V208H9ZM51 207V206H50ZM54 207H56L55 205H54ZM68 209H66L67 210V217H69L68 215V212L70 213V211L69 210H71V208L70 207H68V205L66 206ZM77 208H79L78 206H76ZM91 207V206H90ZM105 207V206H104ZM107 207V206H106ZM103 208V209H107V208ZM112 207V206H111ZM123 207H124V205H123ZM131 207V206H130ZM146 207H147V205H146ZM171 207V206H170ZM252 207V206H251ZM250 207V208H251ZM13 208V207H12ZM15 208H17L16 206H15ZM14 208V209H15ZM33 208V207H32ZM62 207H60V209H61ZM70 208V209H69ZM93 208V207H92ZM121 208V207H120ZM138 208V209H139ZM141 208H143V206L141 207ZM139 209V210H141L142 211V209ZM152 208V207H151ZM159 209V207H155V209ZM181 208V207H180ZM244 208V206L242 207V209ZM10 209V208H9ZM19 209V208H18ZM34 209V208H33ZM51 209V208H50ZM52 209H54V208H52ZM56 209V208H55ZM63 209V208H62ZM61 209V210H62ZM76 209V208H75ZM100 209V208H99ZM113 209V208H112ZM129 209V208H128ZM242 209H241V211H242ZM245 209H247V208H245ZM251 209H253V208H251ZM6 210H7V207H6ZM12 210V209H11ZM17 210V209H16ZM15 210V211H16ZM21 210H22V208H21ZM25 210H23V212H25ZM57 210V209H56ZM114 210V209H113ZM118 210V209H117ZM123 210V209H122ZM127 210V209H126ZM126 210H124V212H126ZM133 210V207L130 209V211L131 212H133L132 211ZM161 210H162V208H161ZM164 210V209H163ZM159 211V210H157V211H159V214H158V212H157V214H158V216L159 217H161V214H160V212H163L164 213V211ZM167 210V209H166ZM34 211V210H33ZM36 211V210H35ZM39 211V210H38ZM63 212H64V209L62 210ZM61 211V212H62ZM83 211V210H82ZM89 211V210H88ZM100 211V210H99ZM119 211L120 210H118L117 212L119 213ZM130 211H127V213L128 212H130ZM136 211V210H135ZM134 211V212H135ZM145 211V210H144ZM243 211H244V214H246L245 213V211L246 210H244L243 209ZM243 211H242V213H243ZM247 211L249 212V211H251L250 209L248 210L247 209ZM1 212V211H0ZM6 212V211H5ZM13 212H14V210H13ZM19 212H22V211H20V209H19ZM22 212V213H23ZM39 212H41V211H39ZM48 212V211H47ZM59 212V211H58ZM57 212V213H58ZM73 212V211H72ZM97 212H98V210H97ZM105 212V214H106V211H104ZM116 212V213H117ZM123 212V213H124ZM130 212V213H131ZM137 212V211H136ZM140 211H138V213H139ZM3 213V212H2ZM9 213V212H8ZM15 213V212H14ZM21 213V214H22ZM35 213V212H34ZM43 212H41V214H42ZM46 213V212H45ZM60 213V212H59ZM66 213H65V215H66ZM76 212H74V214H75ZM100 213H102V211L100 212ZM107 213H109V211L107 212ZM113 213V212H112ZM121 214V215H124V214ZM127 213H125V214H127ZM143 213V212H142ZM4 214V213H3ZM21 214H19V215H21ZM38 214H40V213H38ZM44 214V213H43ZM61 214V213H60ZM72 213H70V215H71ZM94 214V213H93ZM96 214V213H95ZM94 214V215H95ZM111 214V213H110ZM156 214V213H155ZM224 214V213H223ZM230 214V213H229ZM244 214H242V216L244 215ZM5 215H6V213H5ZM23 215V214H22ZM35 215H37L36 213H35ZM45 215V214H44ZM47 215V214H46ZM59 215V214H58ZM57 215V216H58ZM64 214L62 213V216H63ZM76 215V214H75ZM94 215H93V220H95V219H97L98 218V216L96 217V215H95V217H94ZM99 215H101V214H99ZM107 215V214H106ZM112 216L114 215H116V214H111ZM111 215H107L106 217H108V216H110V217H112ZM118 215V214H117ZM128 215L129 214H127V217H128ZM134 215V214H133ZM137 215H139V214H137ZM142 215H144V216H142ZM150 215V214H149ZM164 215V214H163ZM226 215H227V213H226ZM250 215H251V212H250ZM250 215H248L249 217H250ZM253 215H254V213H253ZM253 215H251V216H253ZM260 215V214H259ZM259 215H257L258 216V218H259ZM7 216V215H6ZM61 215H59V217H62ZM87 216V217H88ZM113 216V217H114ZM126 216V215H125ZM153 216V214L151 215V217ZM156 216V215H155ZM155 216H153V217H155ZM256 216V215H255ZM33 217V216H32ZM37 217L39 218L40 216L39 215H37ZM37 217H34L35 219H33V223H34V220H36V218ZM66 217V218H67ZM76 216H74V219L76 220V218H75ZM83 217H85V215L84 216H81L80 218L82 219ZM87 217H85V218H87ZM88 217V218H89ZM101 217V216H100ZM103 217H105V215L103 214V216H102V218ZM105 217V218H106ZM126 217V218H127ZM133 217V216H132ZM150 217V216H149ZM152 217V218H153ZM157 217V216H156ZM245 218H247L246 216H244ZM30 218H31V216H30ZM37 218V220H40L41 219V217H40V219H38ZM43 218H45V216H42V219ZM46 218H47V216H46ZM45 218V219H46ZM63 218H65V217H63ZM62 218V219H63ZM65 218V219H66ZM70 218V217H69ZM116 218H118V217H116ZM129 218V217H128ZM127 218V219H128ZM135 218V217H134ZM254 218V217H253ZM256 218V217H255ZM1 219V218H0ZM4 218H2V220H3ZM6 219H7V217H6ZM10 219H12V218H10ZM15 219H16V217H15ZM58 220H59V218H57ZM61 219V220H62ZM64 219V220H65ZM73 219V220H74ZM77 219L79 220V217H77ZM81 219L79 220V222L81 221ZM91 219V218H90ZM101 219V218H100ZM108 219V218H107ZM119 219V218H118ZM122 219V218H121ZM127 219H125V218H123L122 220L123 221H128ZM156 219V218H155ZM154 218H153V220H155ZM161 219H163V218H161ZM161 219H157V220H161ZM250 219H252V218H250ZM249 218H248V220H250ZM9 220V219H8ZM17 220V219H16ZM60 220V221H61ZM64 220H62V222L64 221ZM70 220H72V219H69L68 221L69 222H71ZM72 220V221H73ZM112 220H114V221H117V220H115V217L112 219L111 218V220L109 219L108 221L110 222V221H112ZM121 220V221H122ZM132 220L133 219H131L130 221L132 222ZM260 220V219H259ZM10 221V220H9ZM13 221H14V219H13ZM40 221H42V220H40ZM57 221V220H56ZM86 221V220H85ZM85 221H84V223H85ZM89 221V220H88ZM87 221V222H88ZM92 221V220H91ZM100 221V220H99ZM105 221V220H104ZM107 221V222H108ZM113 221V222H114ZM129 221V222H130ZM158 221V222H159ZM162 221V220H161ZM160 221V222H161ZM241 221V220H240ZM255 221V220H254ZM253 221V222H254ZM256 221H258V220H256ZM53 222H55V221H53ZM62 222H58L59 224H61ZM65 222H67V219L64 221V223ZM83 222V221H82ZM90 222V221H89ZM93 222V221H92ZM98 222V221H97ZM96 222V223H97ZM129 222H128V224H129ZM160 222H159V224H160ZM250 222V221H249ZM248 222V223H249ZM13 223V222H12ZM15 223V222H14ZM14 223L12 224V226L14 225ZM18 223V222H17ZM21 223V222H20ZM56 223V222H55ZM73 222H71V224L70 223H66L67 225L69 224V225H75V224H72ZM74 223H77V221L75 222L74 221ZM81 223V222H80ZM84 223H82V224H84ZM104 223V222H103ZM115 223V222H114ZM117 223V222H116ZM124 223H126V222H124ZM124 223H122V224H124ZM133 223V224H134ZM153 223H154V221H153ZM155 223H157V222H155ZM155 223L153 224V226L155 225ZM6 224V225H5ZM5 224H3V223H1V227H3L4 228V226H10V224H9V222H5ZM98 224V223H97ZM121 224V225H122ZM132 223H130L129 225H131ZM158 224V223H157ZM158 224V226L160 227V225ZM164 224V223H163ZM162 224V225H163ZM256 224V225H255ZM255 226H252V227H254V229H255V227L256 226H258V224H257V222H255ZM4 225V226H3ZM18 225V224H17ZM24 224H22V226H23ZM65 225V224H64ZM77 225V224H76ZM80 225L81 224H79V225H77V226H75V227H72V228H76V227H78L80 230H81V228H82V231H83V226L84 225H86L87 226V224H84L82 227H80ZM90 225H91V222L88 224V226L86 227L87 229H85L84 231L86 232V230H89L90 228H88V227H90ZM95 225V224H94ZM135 225V224H134ZM133 225V226H134ZM149 225V226H148ZM152 225V224H151ZM251 225V224H250ZM253 225V224H252ZM7 226V227H8ZM24 226H26V225H24ZM31 226V225H30ZM32 226H34V225H32ZM97 226V225H96ZM111 226V225H110ZM123 226V232H124V229L125 230H127L128 228H130V229H128L127 231L129 232V233H131L130 232V230H132L133 228H132V226H130V227H127V224H126V226L125 227H127V229L126 228H124V225H122ZM19 227V226H18ZM17 227V228H18ZM56 227V226H55ZM58 227V226H57ZM60 227V226H59ZM64 227H66V226H64ZM69 227V226H68ZM71 227H69V229H71V231L73 230ZM134 227H136V226H134ZM151 229H150V228ZM162 227V228H163ZM247 227H249V225L247 226ZM251 227V228H252ZM23 228V227H22ZM28 228V227H27ZM34 228H35V226H34ZM85 228V227H84ZM92 228V227H91ZM95 228V227H94ZM97 228V227H96ZM99 228V227H98ZM106 228V227H105ZM104 228V229H105ZM110 228V227H109ZM108 228V229H109ZM110 228V229H111ZM116 228H117V226H116ZM121 228V227H120ZM163 228V229H164ZM240 228V227H239ZM238 228V229H239ZM257 228L258 229H260V227H256V230H257ZM36 229V228H35ZM35 229H33V230H35ZM55 229V228H54ZM62 229V227L60 228V230ZM69 229H68V231L66 230V228H65V230L67 231V235H68V233H70L69 232ZM77 229V228H76ZM118 229V228H117ZM232 229V228H231ZM241 229V228H240ZM5 230V229H4ZM30 230V229H29ZM57 230H59V229H57ZM64 230V229H63ZM64 230V232H66ZM75 230V229H74ZM80 230H79V232H80ZM93 231L94 232V229L92 228V229H90L89 231ZM102 230V229H101ZM100 229H98V230H96V231H101ZM112 230V231H113ZM121 230V229H120ZM119 230V231H120ZM228 230V229H227ZM0 231H1V233L2 234H4V232H2V229L0 228ZM31 231L32 230H30L29 231V233H31ZM56 231V230H55ZM78 231V230H77ZM127 231H125V235L128 233ZM132 231H134V230H132ZM163 231V230H162ZM240 231V230H239ZM242 231V230H241ZM245 231L247 232V233H244L243 231H242V234H244V237L246 238L247 236H245V234L247 235L248 233L250 234V232H252V231H254L253 230V228H252V231H250L249 232V230H247V229H245ZM15 232H19V230H17V231H15ZM22 232H23V230H22ZM27 232V231H26ZM36 232L37 231H35L34 233L36 234ZM58 232V231H57ZM57 232L55 233V234H57ZM92 232V233H93ZM108 232V231H107ZM122 232V231H121ZM233 232V231H232ZM0 233V234H1ZM28 233V232H27ZM33 233V234H34ZM38 233V232H37ZM54 233V232H53ZM72 233V232H71ZM74 233H77V232H74ZM81 233V232H80ZM83 233V232H82ZM91 233V232H90ZM100 232H98V234H99ZM109 233H110V231H109ZM134 232H132V234H133ZM254 234H255V232H253ZM252 233V234H253ZM1 234V235H2ZM20 234V233H19ZM19 234H18V236H19ZM34 234V236H36ZM58 234H60V233H58ZM61 234H63V232H61ZM60 234V235H61ZM65 234V233H64ZM63 234V235H64ZM84 234V233H83ZM83 234H81V235H83ZM89 234V233H88ZM87 234V235H88ZM95 234H96V232H95ZM100 234H102V233H100ZM124 234V233H123ZM135 234V233H134ZM228 234H231V233H228ZM249 234H248V236H249ZM251 234V235H252ZM253 234V236H256V234L254 235ZM0 235V237H2ZM5 235V234H4ZM15 235H17V234H15ZM21 235V234H20ZM24 235V234H23ZM29 235H31V234H29ZM51 235H52V233H51ZM67 235H65L66 237H67ZM70 235V234H69ZM68 235V236H69ZM72 235V234H71ZM70 235V236H71ZM80 235V234H79ZM93 235V234H92ZM107 235H109L108 233H107ZM107 235H106V237H107ZM111 235V234H110ZM109 235V236H110ZM122 235V234H121ZM121 235H117V236H121ZM129 235V234H128ZM128 235H127V237H128ZM157 235L159 236V237H157ZM238 235V238H239V234H237ZM236 235V236H237ZM251 235H250V237H251ZM12 236H13V234H12ZM11 236V237H12ZM32 236V235H31ZM33 236V237H34ZM38 236V235H37ZM62 236V235H61ZM65 236L63 237L64 239H62L63 240V242H64V240L66 241V238H65ZM78 236V235H77ZM99 237L101 236V235H98ZM111 236V237H112ZM163 236V235H162ZM234 235L232 234V237H233ZM241 236V235H240ZM257 236H258V234H257ZM256 236V237H257ZM4 237V236H3ZM14 237V236H13ZM12 237V238H13ZM16 237V236H15ZM19 237H21V236H19ZM24 237H26V235L24 236ZM32 237V239L34 240L35 238H33ZM80 237L81 236H79L78 238L77 237H75V238H77V240L78 239H80ZM86 237H88V236H86ZM94 237V236H93ZM97 237V236H96ZM96 237H94L95 238V240H94V242H93V240H92V242L93 243H91V241L90 240H88V239H90V238H86L87 240H88V242L90 241V243H85V239L83 240V238H84V236H83V238H82V240L84 241L83 243H85V244H78V242L81 240H79L78 242H75L74 244H76V245H74L73 246V240L71 239V238H73V236L72 237H70V239L73 241H71L70 240V242H72L71 244V246L72 247H67V245H65L66 244V242L65 243H63V242H61V244L59 243V245L60 246H57V247H59V248H57L56 249V246H55V249H53L54 247H51L50 248V250L51 249H53V250H57V251H55V253L57 252L58 254H57V258H58V260L59 261H63V259L64 260H66V261H72L73 260V262L72 263H76V261H74L75 259L77 260V264H90L92 261H96V259H98V258H100V257H102V259H103V256H101L102 255V253L104 252V250L103 251H101V249H99L95 244H96ZM102 237V236H101ZM100 237V238H101ZM111 237H109V240H110V238ZM123 237H124V235H123ZM131 237V238H132ZM242 237V236H241ZM10 238V237H9ZM8 238V239H9ZM28 238V237H27ZM58 238V237H57ZM56 238V241L54 242V240L52 241L53 243H54V245L55 244H57V241L59 240V239H57ZM75 238H74V240H75ZM92 238V237H91ZM129 238V237H128ZM132 238V239H133ZM259 238V237H258ZM258 238H255V241L254 242H257L258 241ZM7 238H5V240H6ZM22 239V238H21ZM102 239V238H101ZM123 239V238H122ZM234 239V238H233ZM247 240L246 241H243L244 243H247V241H248V237L246 238ZM252 239V238H251ZM14 240V239H13ZM13 240H9V242H11L12 243V241ZM24 240V239H23ZM22 240V241H23ZM32 240V242H37L36 240H38V238L35 240V241H33ZM99 240V239H98ZM107 240V239H106ZM111 240H113L112 238H111ZM125 240V239H124ZM123 240V241H124ZM131 240V239H130ZM129 240V241H130ZM162 240H164V239H162ZM236 240V239H235ZM235 240H232V241H235ZM241 240V239H240ZM260 240V239H259ZM262 240V239H261ZM2 241V240H1ZM18 241V239L16 238V242ZM60 241H61V239H60ZM108 241V240H107ZM106 241V242H107ZM131 241H133V240H131ZM130 241V242H131ZM160 241V242H159ZM15 242V241H14ZM68 242V241H67ZM69 242V243H70ZM240 242V241H239ZM253 241L251 240V243H252ZM253 242V243H254ZM258 242H260V241H258ZM262 242V241H261ZM3 243V242H2ZM47 243H49V242H47ZM69 243H68V245H69ZM98 243H99V241H98ZM103 243V242H102ZM234 243V242H233ZM232 243V244H233ZM244 243H243V245H244ZM6 244V246H7V244L8 243H5ZM36 244V243H35ZM34 244V245H35ZM45 244V243H44ZM50 244V243H49ZM101 244V243H100ZM105 244V243H104ZM103 244V245H104ZM230 245H231V242L229 243ZM240 244V243H239ZM239 244H237V245H239ZM241 244H242V242H241ZM240 244V245H241ZM248 244V243H247ZM260 244H262V243H260ZM32 245V244H31ZM54 245H52V246H54ZM230 245H229V247H230ZM1 246H2V244H1ZM11 246V245H10ZM10 246H8V247H10ZM29 246H30V244H29ZM102 246V245H101ZM100 246V247H101ZM232 246V245H231ZM236 246V245H235ZM249 246H250V244H249ZM255 246H256V244H255ZM259 246H261V245H259ZM258 246V248H260ZM262 246H264V244L262 245ZM28 247V246H27ZM27 247H25V248H27ZM32 247V246H31ZM39 247V246H38ZM37 247V248H38ZM46 247H47V245L45 246V249H46ZM237 247V246H236ZM241 247V246H240ZM257 247V246H256ZM5 248V247H4ZM14 248H16V247H14ZM24 248V247H23ZM33 248V247H32ZM32 248H30L31 250H32ZM37 248H33L35 251H36V249ZM235 248V247H234ZM253 249H254V247H252ZM6 249V248H5ZM28 249V248H27ZM44 249V251H46L47 252V250H45ZM238 249H239V247H238ZM255 249H257V248H255ZM254 249V250H255ZM262 249V248H261ZM260 249V250H261ZM264 249V248H263ZM262 249V250H263ZM8 250V249H7ZM12 250H14V249H12ZM29 250V249H28ZM38 250H40V249H38ZM43 250V249H42ZM41 250V251H42ZM258 250V249H257ZM10 251V250H9ZM17 251V250H16ZM22 251H23V249H22ZM22 251H21V253H22ZM33 251V250H32ZM231 251H234V249L233 250H231ZM235 251H236V249H235ZM0 252H2V250H0ZM4 252V251H3ZM5 252H6V250H5ZM43 252V251H42ZM50 251H48V254H51V253H49ZM51 252H52V250H51ZM237 252V251H236ZM8 253V252H7ZM19 253V252H18ZM29 253V252H28ZM27 253V254H28ZM32 253H34V252H32ZM54 253V252H53ZM54 253V254H55ZM233 253V252H232ZM231 253V254H232ZM255 253H258V252H255ZM259 253H264L263 251L262 252H259ZM258 253V254H259ZM9 254V253H8ZM14 254H16L15 252L13 253V255ZM24 254L26 255V253H25V251H24ZM23 254V255H24ZM35 254V253H34ZM34 254H33V257H34ZM37 252H36V256L34 257L35 259H36V257H37ZM40 254V253H39ZM38 254V255H39ZM46 254V253H45ZM252 254H253V252H252ZM22 255V254H21ZM31 255L32 254H30L29 253V256H30V258H31ZM41 255V258H42V254H40ZM235 256H236V254H234ZM239 255V254H238ZM251 255V254H250ZM256 255V254H255ZM4 256V255H3ZM28 256V257H29ZM49 256V255H48ZM52 256V255H51ZM234 256V257H235ZM262 256V255H261ZM261 256H259V259H260V257ZM0 257H1V255H0ZM10 257V256H9ZM24 257V256H23ZM32 257V258H33ZM43 257H45V255H44V253H43ZM46 257H47V255H46ZM256 257H258V256H256ZM6 258V257H5ZM12 257H10V259H11ZM20 258V257H19ZM25 258V257H24ZM30 258H28V260H31ZM39 258V257H38ZM38 258H37V262L36 263H38L39 261H38ZM52 258H53V256H52ZM55 258V257H54ZM53 258V259H54ZM57 258H56V260H57ZM75 258V259H74ZM236 258V257H235ZM235 258H233V259H235ZM15 259V258H14ZM34 259V260H35ZM51 259V258H50ZM62 259V260H61ZM67 259H71V260H67ZM243 259V258H242ZM257 258H255V260H256ZM262 259H264V257L262 256ZM261 259V260H262ZM2 260H4L5 261V259H4V257H3V259ZM17 260H18V258H17ZM26 260H27V258L24 260V262L27 264V262H26ZM27 260V261H28ZM41 260V259H40ZM46 260V264L49 262L47 259H45ZM99 260V259H98ZM98 260H97V262H98ZM231 260V259H230ZM0 261H1V258H0ZM7 261V260H6ZM10 262H11V260H9ZM8 261V263H10ZM23 261V260H22ZM33 261V260H32ZM53 261V260H52ZM55 261V260H54ZM58 261V263H61V262H59ZM232 261V260H231ZM242 261V260H241ZM257 261V260H256ZM24 262H21V264L22 263H24ZM42 262H43V259H42ZM57 262V261H56ZM100 262V261H99ZM98 262V263H99ZM104 262V261H103ZM235 262H236V259H235ZM258 262V261H257ZM259 262H261L260 260H259ZM0 263H3V261L2 262H0ZM24 263V264H25ZM29 263L30 264H33V263H31L30 261H29ZM35 263V264H36ZM51 263H54V262H51ZM64 263L65 264H69L68 262H65L64 261ZM106 263V262H105ZM104 263V264H105ZM241 263V262H240ZM256 263V262H255ZM263 263V261L261 262V264ZM10 264H12V262L10 263ZM19 264V263H18ZM43 264H44V262H43ZM55 264V263H54ZM71 264V263H70ZM231 264H233L232 262H231Z\"/></svg>",
  "mask_w": 264,
  "mask_h": 264
}]
</instances>
